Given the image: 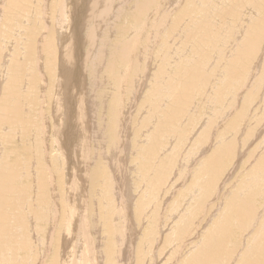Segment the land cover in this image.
Segmentation results:
<instances>
[{"label":"rangeland","instance_id":"1","mask_svg":"<svg viewBox=\"0 0 264 264\" xmlns=\"http://www.w3.org/2000/svg\"><path fill=\"white\" fill-rule=\"evenodd\" d=\"M32 1V2H31ZM43 1H45V3L46 4H44V5H46L45 6V8L46 9H44L45 10V12H44V10H43V7H44V5H43ZM49 1V2H48ZM53 1L54 0H30V2H29V0H26L25 2H24V4H23V7H22V5H21V8H20V6H18V8L20 9V10H22V8H23V10L25 11H23L22 10V12H24L26 15L23 17V19L22 20H25V17H27L26 18V20L25 21H23V26L22 27H20L19 28V26H15V25H17V24H12L14 21H15V23H17V19H16V17H14L15 19H14V21H13V18L12 19H9V14L11 13V10L10 11H8V6H7V2H8V0H0V9L2 10V11H0V13H2L1 14V16H0V20H2L1 22H0V25L2 24V26L4 25L5 26V24H4V18H2V17H6L8 20L6 21V22H8V24H7V30H5V33H3L2 35L4 36V34H7V35H5V37L6 38H4L3 36H1L0 35V42L3 44V45H5L7 48H5V46H3V45H1L0 44V49H1V47H2V49H1V52H0V58L3 60H1L0 59V67L2 66V64L3 65H5V63L6 62H8V63H6V65H5V67L4 68H6V69H4L3 68V66H2V68L6 71L7 69H8V73L9 74H7V75H5L7 72H5L4 70H2V68H0V94H2V96H0V98H1V100H0V104H2V102L4 103V105H6L7 106V108L9 109L10 107L12 108V109H14V115H13V113H11L10 115L12 116L13 115V119H16V117H17V119H18V122L16 123V120H11V116L10 117H8L9 116V110L11 111V108L8 110V109H6V110H4V111H1L0 112V116H1V118H0V128H1V125H2V130H0V133H1V137H4V135H5V138H3L4 139V141L5 142H3V139L0 137V139H1V145H0V153L2 154V155H0V157H1V160H0V171H3V172H5V173H13V175H15L14 174V172L17 174V175H15L16 177H14L13 176V179L11 180L12 182L9 184L10 186H5L4 185V183H3V181L0 179V190H1V192L2 193H0L1 195H0V200H1V202H0V214H2V213H7L6 214V216H8L9 215V222H8V218H6V216L4 215V214H2L1 216L2 217H0V219H4V223L2 222V226L0 225V247H1V244H2V247L0 248V262L4 259L5 260V262L6 263H2V264H48V262H50L49 264H68V263H66V260H64L63 259V257L64 256H66L65 255V253L69 250V248L72 246V244H73V235H75L76 234V231H77V229H79V228H81V227H86L87 228V231L88 232H90V233H88V242H87V244H88V247H89V249H90V251H91V246H94V245H97V246H95L94 248H95V254H97L96 253V251L97 250H100V251H103V249H106L107 250V248H110L109 246H108V243H109V245L111 246V248L113 249V247L115 246V248L113 249V250H115V251H111V253H102L103 255H104V264H189L188 263V260L189 261H191L190 259L192 258V254L195 252V250H197L198 248H200L201 246H202V241L204 240V234H208V232H210V230H213V229H215V226H214V224L213 223H209L208 221L212 218H214L215 220H217V219H222V216H224V213H226L225 211H227V207H226V203L229 201V198H231V196L232 195H235V196H237V192L238 191H241L242 189H245L244 191H241V192H245L244 194H242V196H250V203H251V206H252V208H253V213L254 212H256L257 211V209L262 205V203H263V201H264V167L261 165V164H254V161H255V159H257V158H261L260 156H263L264 155V77H262L261 75L260 76H257V75H259V74H262L263 76H264V71H262V70H264V69H262L263 67H264V33H263V35L260 37V39H259V41H258V46L260 47V48H258V46H257V49H256V51L254 52V53H259V55H256V54H253V57H252V60L249 62V64H248V67H247V71H249L248 73H249V75L251 74H254V77H253V75H252V77H250L249 75H248V77L250 78V79H252L251 81H252V83L250 84V79L249 78H247L246 79V81L238 88H236L237 90L236 91H234V90H232V93H231V95H229L230 94V92H228V94L226 93V97L224 98V102L222 103V107H221V109L219 108V107H217L214 103H212L213 101H211V99H208V98H211V96H210V94H212L213 93V89H214V87H212L211 88V90L210 89H208V87L210 86H212V84L213 83H218V78H219V72H220V67H221V65H223V66H225V60L226 59H228L229 57L228 56H230V53H229V51H230V48H229V50H227L228 48L227 47H229L230 45L231 46H233L234 45V47H235V45H236V43H237V41L239 42L241 39L240 38H238V40L236 41V39H237V37H236V35H237V32H238V30H240V27H241V25L243 24L244 26H246V27H243V30H244V28H245V30L247 29L248 30V26H249V24H247V23H250L249 21H247L246 22V24H244L243 22H244V17H243V13H244V7H243V5H250L251 6V2H250V0H233L232 2H231V0H224L222 3L221 2H216L215 0V5H213L212 6V4H214V2H212V1H210V5L209 4H207L206 3V1L207 0H205L204 1V6H201V5H198L195 1L196 0H190V2H189V0L187 1V0H181L180 2H174V3H172L171 5L173 6H171L170 4H167L166 3V1H164L163 2V4H165L164 6H161V5H157V6H159V7H162V9H164V12L167 10V9H169V10H167V13H165L166 15H167V18H168V16L170 17V20H172V21H170L169 20V26H170V30H172L171 32H169L168 33V35L166 36V37H164L163 38V36H161V32H160V38H161V40L163 41L164 39L165 40H167L168 42H169V45L170 46H172L173 47V45H174V42H175V39L177 38V37H175V33H173V32H175V27H177V25H180L182 22H180V21H183L184 23H183V27H184V24L186 23V24H188V23H190L189 25H192V27L190 28L191 30H192V34H199L200 33V35H198L197 36V34L195 35V36H193V38H195V39H191V40H187L186 41V39L184 40L185 41V43L186 42H188L187 44H185L184 43V45H183V47H186V49H184L183 47V51H184V54L185 55H187L188 57H189V55H190V57L188 58V57H186L184 54H174V58L177 56V59L176 60H178L177 62H176V60H174V61H170L171 62V64H169V62H164V61H161L162 63H163V65H160L161 64V62H158V61H160V59H161V57H162V55L161 54H164V50L161 52L160 50H159V55L158 54H156V57H155V55H154V57L156 58H154L153 57V60H156V61H153L154 63H153V65L151 66V69L153 70V68H154V70L156 71V69L155 68H157V65H158V68H157V71H164V68H162L163 66H176L178 69H176V67H174V69H172L171 71H166V72H163L162 71V75H161V80H163V78H164V83H166L167 82V80H169V79H165V77L166 76H173L172 78H170V79H172V83H173V85L174 84H176V85H178V84H180L178 81L180 80V81H182L183 80V78L182 77H184V76H182L181 75V72L184 70V69H187V68H193L195 65L196 66H198V64H203V70H201V72H200V69L201 68H198V71L200 72V73H203L202 71H206L205 73H208V74H206V76H207V78H209V79H211V77H212V81L208 84V87H205V88H207V89H205L206 91L204 92V93H202V94H200L201 95V97H199L198 95H196L197 97H199L200 99H198L197 97H195V96H193V99L194 100H192L193 101V112H195V109H197L196 110V112H197V116H196V118H193V119H195V122L194 123H191L192 121L188 118V117H186V115H184L183 117H185L184 118V120H183V117H182V121H181V126H183L184 125V127H180L179 126V130L176 132L177 134L176 135H173V136H166L167 138H165V136H163V137H160V136H162V132H159L158 133V140L155 142V144H154V142H152V141H150L151 139H148L149 141V143L151 144V145H153V146H151V147H149L148 145H150L146 140H142V141H139L140 143L138 144L137 143V146H139L140 144H144L145 146H143V148H150V149H148V150H150V152L149 151H147V150H145V151H147L149 154V157H150V159H149V161H148V159L147 158H145V157H143L142 155V157L141 156H138L139 155V153H138V150H137V146H136V144H135V142L134 143H131V142H133V140L136 138V135L135 134H131V133H133L134 131H137L138 130V128H140L141 127V124H142V122H145L146 123V121H148L149 119H150V115H148V114H145V115H143V117H141L140 118V120L139 121H137L136 119L137 118H135V116L136 117H138V113H140V111L142 110V108H144V107H142V108H140L139 110L138 109H136L137 111H139V112H137L136 110H134V109H132V110H129L128 108L133 104V103H136V101H131L132 100V98H133V100L135 99L134 97H136V100L138 101V103L139 104H142V102L140 103L139 101H142L143 100V104L146 106L147 104V106L146 107H148L149 105H151V104H149V103H145V97L144 96H146V95H148V97H149V95H150V93H153V94H151V95H153V97L152 98H156L155 96H156V93H158V89H159V85H161V83H154V82H151V81H149L150 79H149V77H150V75H148V71H150L147 67H146V62H145V60H144V58H145V53H147L148 52V47H150L151 46V44L153 43L152 42V38L151 37H149V38H147L148 36L146 35L147 34V26L145 25L146 24V22L144 21V24L142 25V26H140V24H138L137 22L135 23V25H137V26H135L134 28H133V32H131V31H129L128 33L129 34H127V36L129 37L128 39L129 40H131L132 38H134V37H136L137 39H136V41L137 40H139V42H142V44H143V46H142V48L139 50V55H138V57L139 58H142L144 61H143V63H141L142 61V59H140V64L139 65H137V75H138V73H139V79L137 80V83H138V86L140 87V84L142 85V80H143V77H144V80H145V78L147 77V81H146V84H147V86L145 87L144 86V89H143V91L144 92H142L143 94H141V95H139V94H137V92H135V94H134V91H133V86H132V84L131 85H128L129 87H131V88H128L127 87V92L128 93H130L131 94V96H130V94H129V96H128V99H130L129 101H128V99L126 98L125 99V101L123 102L122 100V102H121V105H127V106H124V107H126V108H122L123 110H122V113H124V116H123V118H126V119H128V117H129V126H128V128L125 130V129H120L119 128V125H117V126H114L115 125V123H117V122H115L114 120H113V118H112V122L114 121V125H113V123L111 122V120L109 121V124H111V125H109V130H108V132H106V130H107V126H106V129H104L103 127H102V129L101 130H104L103 132H106V133H109V131H110V133H111V130H113V128H115L114 129V131H115V134L117 133V131L120 129V131H122V133L120 132V131H118V133L116 134V136H118L119 135V137L121 136V137H123V139L125 140H123L122 139V141H124V142H130L129 144H132V145H129L128 144V146H126V147H124V149H125V151H126V153L128 154H125V152L123 151V150H121V149H116V151L114 152V154H115V157H114V160H117V161H115L116 163H114V160H113V158H110L108 155H111V151L110 150H107V149H105V147H101L102 148V150H101V148L98 146V144H97V138L96 137H94L93 139H92V141L90 140H87L88 142H86V141H84V143H86V144H84L83 143V145H79V143H78V141H79V126L81 125V123H79V122H77V118L76 117H74L73 115H75V113H76V103L75 102H77L80 98H81V90L79 89V85H77L75 82V84H76V87L77 88H73V84H72V80L70 79V80H68V84H69V92H70V96H66V95H63V96H65V97H68V98H65V97H62L63 99H65V101L62 99L61 100V96H62V94H60L61 93V87H59V83L61 82V81H63L64 83H65V81H66V79H68V77H70V76H68V71H66V72H64V70L63 71H61L60 72V66H59V63L61 62V61H63V59L65 58V56H64V58H63V56H62V54L60 55L59 53L56 55V61H55V63H56V65H57V67H56V70L55 69H53L54 71H53V73L56 75V77L54 76V74L52 73V69L50 70V74H52L54 77H51V76H47L48 74H49V69L48 68H46L45 69V63H44V59H45V56H42V55H44V53H46V44L43 46V42H48L47 40H54V39H52V37L55 35V34H53L52 35V33H51V31H52V21H53V14L52 15H50L49 13L50 12H52V6H53V4H52V6H51V3H53ZM123 1V0H122ZM121 0L119 1V2H122ZM192 1V2H191ZM203 1V0H202ZM28 3V5H26L27 3ZM34 2V3H33ZM48 2V3H47ZM119 2H117V4L116 3H113V2H108L109 3V5H110V3H112V5H110V7H115V8H119V6H120V4H118ZM130 2V1H129ZM194 2V3H193ZM228 3V4H226V3ZM30 3H32V4H30ZM36 4V5H35ZM40 4V5H39ZM116 4V5H115ZM167 4V5H166ZM178 4V5H177ZM185 6H184V5ZM192 4H195V5H192ZM206 4V5H205ZM226 4V5H225ZM231 4V5H230ZM31 5V6H30ZM168 5H170V6H168ZM5 6V7H4ZM49 6V7H48ZM117 6V7H116ZM183 6V7H182ZM193 6V7H192ZM196 6H198V7H196ZM201 6V7H200ZM224 6V7H223ZM30 7H31V11H30ZM175 7V8H174ZM185 7V8H184ZM194 7H196V8H194ZM231 7V8H230ZM27 8V10H25V9ZM33 8H35V9H33ZM198 8V9H197ZM209 8V9H208ZM217 8V9H216ZM221 8H223V10L221 9ZM226 8V9H225ZM230 8V9H229ZM3 9H5L4 11H3ZM176 9V10H175ZM178 9V10H177ZM188 9V10H187ZM216 9V10H215ZM29 10V11H28ZM32 10H34V12L35 13H37V14H35V13H33L32 12ZM48 12H47V11ZM150 10L151 11H153L154 10V6H152L151 8H150ZM185 10H187L186 12H185ZM192 10V11H191ZM200 10V11H199ZM208 10H212V11H214L213 13V15L215 16V13H216V15L218 16V15H220V14H222L223 13V11L225 10H229L230 12H232V14H225V15H227L226 16V18L228 17V15H229V17L225 20V24H223V22L221 21L219 24H218V22H215V24L214 23H212L213 22V15L210 13L209 14V11ZM28 11V12H27ZM50 11V12H49ZM118 11V9L117 10H115L114 11V13H116ZM177 11V12H176ZM240 11H241V13H240ZM30 12V13H29ZM34 14H32V13ZM118 12H120V11H118ZM117 12V13H118ZM122 12V11H121ZM163 12V13H164ZM183 12V13H182ZM185 12V13H184ZM201 12H203V13H201ZM222 12V13H221ZM126 13H127V11H126V9H125V12L122 14V13H118L117 15H119L117 18L115 17V20L114 21H112V22H110L109 21V19H107V17L109 16L107 13H106V9L104 8V18H100L99 16H97V15H95V16H92V18L94 17V19H90V20H93V23L90 25V26H93L94 25V23H95V21H97V23H95L96 25V27L94 26V27H92V29L93 28H95V29H91L93 32V35H95L96 33H94V32H96L97 30V32L99 33V30L101 31V33H102V29L101 28H103L104 30H105V28H107V26H109V29L111 30L110 31V33L113 35V36H115V37H113V38H115L116 39V36L118 35V33L117 34H113V32L112 31H114V32H116L117 31V29L119 28V26H120V28H125V29H127V28H129L132 24H134V19H136V17L135 16H133V12L130 14L129 13V15L127 16L126 15ZM174 13V14H173ZM176 13H178L177 15H176ZM186 13H188V14H186ZM5 14H7V15H5ZM29 14V15H28ZM46 14H48L46 17H49V15H50V19L51 20H48L49 18H47V21H50L49 23L46 21V17L44 16V15ZM106 14V15H105ZM134 14H136V13H134ZM170 14V15H169ZM181 14H184V15H181ZM202 14H204V15H202ZM43 15V16H42ZM179 15H180V18L178 19V17H179ZM186 15V16H185ZM191 15H192V17H191ZM116 16V15H115ZM121 16V17H120ZM185 16V17H184ZM189 16H190V18L192 19V20H194L193 22H192V20L189 18ZM209 16V17H208ZM222 16V15H221ZM220 16V17H221ZM33 17V18H32ZM43 17H44V19H43ZM182 17V18H181ZM184 17V18H183ZM204 17H205V19H204ZM39 18V19H38ZM82 17H80V19H81ZM126 18V19H125ZM186 18V19H185ZM210 18V19H209ZM31 19H33V20H31ZM119 21H118V20ZM122 19V20H121ZM178 19V20H177ZM184 19V20H183ZM9 20L12 22H10L9 23ZM117 20V21H116ZM125 20V21H124ZM242 20V21H241ZM252 20V19H251ZM45 21V22H44ZM68 21V22H67ZM99 21V22H98ZM107 21V22H106ZM175 21H177V22H175ZM253 21V20H252ZM251 21V22H252ZM30 22V23H29ZM32 22V23H31ZM43 22V23H42ZM46 22H47V24H46ZM101 22H103V24L101 23ZM106 22V23H105ZM108 22H110L109 23V25H108ZM120 22V23H119ZM171 22V23H170ZM172 22H174V23H172ZM226 22H228V23H226ZM28 25H27V24ZM39 23V24H38ZM69 23V24H68ZM80 23V22H79ZM79 23H76V24H74L72 21H70V20H68V18H66V24L70 27V28H79V26H80V24ZM112 23H113V25H112ZM116 25H115V24ZM180 23V24H179ZM194 23H196V24H194ZM11 24L13 25V26H11ZM36 24V25H35ZM51 26H50V25ZM123 24H125V25H127V27H125V25L123 26ZM129 24V25H128ZM9 25V26H8ZM27 25V26H26ZM29 25H31L33 28H38V32H36L31 26H29ZM43 27H42V26ZM47 25H49L48 27L49 28H45V27H47ZM117 25H118V27H117ZM173 26V28L171 29V27ZM189 25H186V26H189ZM195 25V26H194ZM113 26V27H112ZM210 26V27H209ZM12 27V29L14 28V29H16L15 30V33L14 32H11V30L12 29H10V28ZM16 27H18V28H16ZM26 27V28H25ZM31 27V28H30ZM42 27V28H41ZM115 27V28H114ZM116 27H117V29H116ZM163 27V26H162ZM194 27V28H193ZM5 28V27H4ZM47 29V31H49V33L48 32H46V30H43V29ZM112 28H114V29H112ZM0 29H2L3 30V28L1 27ZM6 29V28H5ZM17 29H18V31L20 32V31H22V32H20L21 34H20V36H19V33L17 34ZM24 29V30H23ZM27 29V30H26ZM39 29H41V31L42 32H44V33H46V34H48V35H46V34H42V32L39 30ZM137 29V30H136ZM8 30L12 33H10V32H8ZM25 30L27 31V32H25ZM235 30V31H234ZM246 30V31H247ZM30 31H32L34 34H35V37H31L30 36ZM145 31H146V34H145ZM234 31V32H233ZM39 32H41L40 34H39ZM134 32H136V34H134ZM142 32V33H141ZM244 32V31H243ZM9 33L12 35H10L9 36ZM100 33V34H101ZM208 33V34H207ZM17 34V36H14V35H16ZM36 34H38L37 35V38H36ZM50 34L52 35L51 36V38H50ZM99 34V36H98V38L100 39H98L97 38V36L95 35V37L94 38H97V41H98V43H97V46L96 47H88V45L87 46H84L83 47V49H82V51L85 49V52L83 51L82 52V54L84 55V53H86V52H88L89 50H90V52H91V54H93L94 55V52H95V50H96V48L98 47V45H99V43H100V41H101V39H102V34L100 35ZM143 34V35H142ZM171 34H173V36L171 35ZM24 35V36H23ZM26 35V36H25ZM132 35V36H131ZM146 35V36H145ZM8 36V37H7ZM29 36V37H28ZM42 38H40V37ZM45 36H46V38H45ZM49 36V37H48ZM138 36V37H137ZM197 36V37H196ZM20 37V38H19ZM25 39H24V38ZM31 37V38H30ZM174 37V38H173ZM198 37H199V39H198ZM204 37V38H203ZM243 37V36H242ZM9 40H8V39ZM26 38H29V39H26ZM43 38H45L46 39V41H41V40H44ZM50 38V39H49ZM94 38H93V40H94ZM22 39V40H21ZM34 39V40H33ZM39 39H41L40 41H39ZM146 39V40H145ZM149 39L151 40L150 42H148L147 43V45H146V49H145V43H144V41L143 40H145V41H149ZM202 39H204V40H202ZM243 39L244 38H242V40L241 41H243ZM3 40V41H2ZM5 40H7L6 42H4ZM25 40V41H24ZM93 40H92V42H93ZM155 40H157V39H155ZM230 40V41H229ZM233 40H235V43H233L234 41ZM14 41V42H13ZM22 41V42H21ZM174 41V42H173ZM233 41V42H232ZM240 41V42H241ZM21 42V44L20 45H22L21 46V48H23V49H21V48H19L20 49V51L18 50V47H19V43ZM25 42V43H24ZM30 42V43H29ZM34 42V49H36V50H34V49H32V50H34L32 53L31 52H29V51H32V50H29V46H30V44L32 45V43ZM36 42V43H35ZM38 42H42L41 44L40 43H38ZM239 42V43H240ZM261 42V43H260ZM23 43V44H22ZM177 44H179L180 45V42L178 43V41L176 42ZM175 43V44H176ZM229 43V44H228ZM232 43V44H231ZM9 44V45H8ZM11 44V45H10ZM17 44H18V46H17ZM35 44H37V45H35ZM38 44H40V46L38 45ZM227 44V45H226ZM242 44H243V46H242ZM14 45V46H13ZM26 45V46H25ZM28 45V46H27ZM44 47V49H43V47ZM198 45H201L202 46V49L198 52L197 51V53L196 54H198V55H196L195 54V52H194V49L198 46ZM229 45V46H228ZM262 46V48H261V46ZM12 46V47H11ZM244 43L243 42H241V47H243L244 48ZM11 49V50H9V48ZM15 47V48H14ZM25 47V48H24ZM40 47H42L41 49H43V51H38V49H40ZM56 47H58L57 45H56ZM144 47V48H143ZM233 47V48H234ZM14 48V49H13ZM17 48V49H16ZM38 48V49H37ZM134 48V47H133ZM132 48V49H133ZM237 48H240V47H237ZM4 49H6L5 50V52L7 53H5L4 51H2V50H4ZM7 49H8V51L10 52H7ZM27 49V50H26ZM58 49V48H57ZM89 49V50H88ZM171 49V47L168 49V50H170ZM217 50L219 53H220V55H219V53L217 54V55H215V56H213L212 57V55H211V52L213 51V50ZM13 50V51H12ZM16 50V52H14ZM18 50V51H17ZM21 50H23V51H21ZM187 51V53H185L186 51ZM227 50V51H226ZM259 50V51H258ZM25 51V52H24ZM93 51V52H92ZM143 51H144V53H143ZM146 51V52H145ZM192 51L194 52V53H192ZM21 52H23V53H21ZM29 52V53H28ZM40 52H41V54H40ZM42 52H43V54H42ZM225 53V54H222V53ZM228 52V53H227ZM233 52V51H232ZM5 53V54H4ZM14 54L15 55V53H16V56H15V58L13 57L14 55H12V54ZM25 53V54H24ZM27 53H28V55L29 54H31V56H28L27 55ZM36 53V54H35ZM38 53V54H37ZM62 53V52H61ZM10 54V55H9ZM18 54V55H17ZM40 54V55H39ZM194 54V55H193ZM222 54V55H221ZM4 55H7V56H4ZM12 55V57H10ZM23 55V56H22ZM59 55H60V57H59ZM157 55L158 56H160V58H158L157 57ZM173 55V54H172ZM179 55V56H178ZM260 55H262V59L260 58ZM4 58H3V57ZM9 56V57H8ZM17 56H18V58H17ZM22 56V58H20ZM29 57V59H33L32 61L31 60H29L28 59V57ZM39 56H41V57H39ZM184 56H185V58H184ZM200 56V57H199ZM216 56H218V57H216ZM224 56H225V58H224ZM257 56V57H256ZM6 57L7 58H9V59H11V60H13V61H10V60H8V59H6ZM37 57V58H36ZM40 59H39V58ZM42 57H44L43 59H42ZM169 57V59L168 60H172V57H171V55L170 56H168ZM219 57H220V59L222 60L223 59V61H219ZM222 57V58H221ZM228 57V58H227ZM26 58V60H24ZM58 58V59H57ZM60 58V59H59ZM200 58V59H199ZM203 58V59H202ZM217 58V59H216ZM19 59H21V61L19 60ZM28 59V60H27ZM38 59V60H37ZM96 59V58H95ZM159 59V60H158ZM180 59V60H179ZM188 60V59H190V62H188L187 64V66L186 67H183V66H185V63L186 62H184V61H186V60ZM192 59V60H191ZM211 59H214V60H211ZM6 60V61H5ZM8 60V61H7ZM35 60V61H34ZM40 60V64L38 63V61ZM43 60V61H42ZM60 60V61H59ZM98 60V59H97ZM158 60V61H157ZM198 60H201V61H198ZM209 60V62H210V60H211V62L208 64V63H205V65L206 64H208V66H206L205 67V65H204V62H207ZM216 60H217V63L220 65H218L217 63V65H218V69L219 70H217V68L215 67L214 68V65H215V62H216ZM2 61V62H1ZM26 61V62H25ZM64 61H65V59H64ZM63 61V62H64ZM77 61V60H76ZM179 61H180V63H179ZM189 61V60H188ZM196 62V63H194V62ZM203 61V62H202ZM219 61V62H218ZM225 61V62H224ZM253 61V62H252ZM4 62V63H3ZM11 62V63H10ZM25 62V63H24ZM32 62V63H31ZM34 62V63H33ZM36 62V63H35ZM43 62V63H42ZM78 63H81V61H77ZM255 62H257V63H255ZM17 63V64H16ZM21 63H23V65H24V68L23 67H21L22 66V64ZM27 63V64H26ZM38 63V64H37ZM145 63V64H144ZM157 63H159V64H157ZM173 63V64H172ZM175 63V64H174ZM181 63H182V65H181ZM223 63V64H222ZM263 63V64H262ZM10 64V66L12 67V69H10L11 67L10 66H8ZM11 64H14V65H11ZM20 64V65H19ZM128 63H126L125 64V66H128L127 65ZM195 64V65H194ZM260 64H262V65H260ZM26 65V66H25ZM33 65H34V67H33ZM39 65V66H38ZM42 65L44 66V67H42ZM61 65V64H60ZM144 65V66H143ZM180 67H179V66ZM251 65V66H250ZM7 66L9 67V68H7ZM13 66L15 67V66H19V67H21V68H19L18 67V69H20V70H18V69H15V70H13L14 68H13ZM41 66V67H40ZM125 66H124V69H125ZM162 66V67H161ZM165 66V67H166ZM172 66V67H173ZM183 68H182V67ZM216 66V65H215ZM257 66V67H256ZM262 66V67H261ZM29 67V68H28ZM33 69H32V68ZM36 67V68H35ZM37 67H38V69H37ZM73 67H74V70H73ZM72 68H70L73 72H75L78 68H82V67H79V65L76 63L74 66H73ZM143 69H141V68ZM171 67V68H172ZM251 69H250V68ZM28 68V69H27ZM34 68H35V70H34ZM39 68L41 69V70H39ZM130 68V65L127 67V69H125L126 71L128 70ZM141 71H143V72H140V70ZM170 68V67H169ZM170 68V69H171ZM205 68V69H204ZM256 68V69H255ZM27 69V70H26ZM30 69H31V71H30ZM42 69H44V70H42ZM83 69V68H82ZM147 69H148V71H147ZM180 69V70H179ZM181 69H183V70H181ZM249 69V70H248ZM255 71H254V70ZM9 70H11L10 72H9ZM13 70V71H12ZM22 70V71H21ZM23 70H26L25 72H23ZM45 70H46V72H45ZM145 70V71H144ZM151 70V72H153ZM180 72V74L178 75V71ZM261 70V71H260ZM28 71L30 72V73H28ZM41 71H44V73H43V75H42V73H41ZM47 71H48V73H47ZM175 71H177V72H175ZM214 71H216V73H217V71H218V73H217V76L215 75L216 73L214 72ZM3 72H5V73H3ZM20 72V73H19ZM38 72V73H37ZM62 72H64V73H66L65 75H63V76H61V75H59V73L60 74H62ZM168 72H170V74L168 73ZM215 74H214V73ZM256 72V73H255ZM258 72H259V74H258ZM16 73V74H15ZM19 73V74H18ZM37 73V74H36ZM39 73H41V76H40V74ZM47 73V74H46ZM145 73V74H144ZM172 73H173V75H172ZM229 73V75H230V77H235V74H234V72L233 71H229L228 72ZM11 74V75H10ZM14 74V75H13ZM70 75H71V72L69 73ZM104 74H106L105 72H103V76H104ZM164 74H165V76H164ZM176 76H175V75ZM204 74V73H203ZM214 74V76H212ZM10 75V76H9ZM28 76L29 78H26V77H24V76ZM32 75V77H33V79H32V84L31 85H33V86H31V85H29L30 84V81H31V78L32 77H30ZM39 76V77H36V76ZM67 75V76H66ZM135 73L133 74V76H135V78H138V76H137ZM140 75H141V78H140ZM142 75H143V77H142ZM211 75V76H210ZM5 76V77H4ZM13 76V77H12ZM18 78H16V77ZM44 76H46V77H44ZM60 76H61V78H60ZM158 76V75H157ZM179 76V79L177 78ZM187 76V75H186ZM208 76H210V77H208ZM7 77V78H6ZM9 77V78H8ZM49 77V78H48ZM214 77V78H213ZM216 77V78H215ZM259 77V78H258ZM11 78H16L17 80L15 81V79L13 80V79H11ZM20 78V79H19ZM27 79V80H24V79ZM47 78V79H46ZM54 78V79H53ZM66 78V79H65ZM21 79H23V83H21L22 82V80ZM37 79V80H36ZM52 79V80H51ZM61 79H63V80H61ZM142 79V80H141ZM154 79V78H153ZM178 79V81H177V83H174L176 80ZM248 79H249V81H248ZM254 79H256V80H254ZM7 80V81H6ZM9 80V81H8ZM12 80V81H11ZM30 80V81H29ZM51 82H50V81ZM56 82H55V81ZM59 80H60V82H59ZM175 80V81H174ZM6 81V82H5ZM13 83V85H12V83ZM38 83H37V82ZM43 81H45V82H43ZM46 81H47V84H46ZM209 81V80H208ZM214 81H216V82H214ZM249 83H248V82ZM259 81V82H258ZM262 81V82H261ZM2 82V83H1ZM9 82V83H8ZM34 82V83H33ZM63 82L62 83H60V86H62L63 85ZM100 82H102L101 83V85H103V81L102 80H100ZM140 82V83H139ZM213 82V83H212ZM246 82H247V84H246ZM18 83V84H17ZM29 83V84H28ZM49 83H51V84H49ZM55 83V84H54ZM132 83V82H131ZM148 83H150V84H152V83H154L153 85H152V87H151V85L150 84H148ZM254 83V84H253ZM256 83L258 84V85H256ZM27 86H25V85ZM159 84V85H158ZM200 84H201V82H200ZM253 84V85H252ZM260 84V85H259ZM3 85H4V87H3ZM16 85L19 87V90H20V94L22 93L23 94V96L25 95V97H22V94L20 95H18V91L16 92L17 93V95L15 94V91H16ZM35 85V86H34ZM39 87H38V86ZM48 85V87H46ZM49 85H52L53 86V91L51 90V88H50V86ZM157 85H158V87H157ZM222 85V84H221ZM221 85H219V86H221ZM255 85V86H254ZM4 88L3 90H2V87ZM23 86H25L24 88H23ZM28 86H31L30 88L31 89H29V87ZM42 86L45 88V89H47V90H43V88H42ZM51 86V87H52ZM104 86V85H103ZM137 86V87H138ZM155 86V87H154ZM247 86V87H246ZM251 86H253V87H251ZM11 87H12V89L14 90H11ZM15 87V88H14ZM38 87V88H37ZM58 87V88H57ZM72 87V88H71ZM153 88V89H151V88ZM209 87V88H210ZM260 87V88H259ZM21 88H23V92L21 91L22 89ZM32 88H34V89H32ZM37 88V89H36ZM42 88V89H41ZM48 88H50V90L48 89ZM60 88V89H59ZM156 88H158V89H156ZM6 89V90H5ZM24 89L25 90H27L28 89V91H29V93L30 94H28L26 91H24ZM132 89V90H131ZM256 89V90H255ZM258 89V90H257ZM1 90H2V92H4V93H2L1 92ZM32 90H34V91H32ZM36 90V91H35ZM40 90V91H39ZM60 90V91H59ZM73 90H75V91H73ZM131 90V91H130ZM149 90H151L152 92H150ZM160 90H162V89H160ZM209 90H210V92H212V93H210L209 92ZM223 90H225V88H221V90L219 91V93L221 92V91H223ZM246 90V91H245ZM247 90H249V91H247ZM7 91V93H6V95H5V92ZM43 91V92H42ZM49 94V93H51L50 95H46V92ZM49 91H51V92H49ZM56 91V92H55ZM57 91H59V92H57ZM107 91H108V89H107ZM109 91H110V89H109ZM130 91V92H129ZM148 91V92H147ZM157 91V92H156ZM13 94H12V93ZM26 92V93H25ZM45 92V93H44ZM54 94H53V93ZM127 92H124V93H122L121 92V94L123 95V96H125V95H128V93ZM243 92V93H242ZM254 92V93H253ZM33 93V94H32ZM36 93V94H35ZM38 93V94H37ZM45 94V96H43L44 94ZM127 93V94H126ZM149 93V94H148ZM155 93V94H154ZM208 93V95H206ZM245 93H246V95H245ZM4 94V95H3ZM8 94H9V98H7V96H8ZM11 94H12V96H11ZM15 94V95H14ZM43 94V95H42ZM55 94H57L58 95V97H57V95H55ZM66 94V93H65ZM77 94H79L80 95V98L78 99L77 98ZM249 94H251L253 97H251V95H249ZM254 94V95H253ZM14 95V96H13ZM31 95V96H30ZM74 95V96H73ZM135 95V96H134ZM138 95V96H137ZM151 95H150V97H151ZM228 95V96H227ZM237 95V96H236ZM261 95H263V96H261ZM19 96H21L20 98H19ZM28 96V97H27ZM46 96H47V98H46ZM134 96V97H133ZM204 96V97H203ZM255 96V97H254ZM11 97H13V98H11ZM27 97V98H26ZM70 97H72V98H70ZM130 97V98H129ZM138 97V98H137ZM142 97V100H139L140 98ZM144 97V98H143ZM213 97V96H212ZM228 97V98H227ZM10 98H11V100H10ZM21 98H23V100L21 99ZM52 98V99H51ZM56 100H55V99ZM59 98V99H58ZM208 99V100H206V99ZM262 98V99H261ZM7 99V100H6ZM14 99V100H13ZM19 99H21L20 101H18ZM28 99V100H27ZM31 99V100H30ZM44 99V100H43ZM46 99V100H45ZM49 99H50V101H49ZM74 100L73 102H72V100ZM90 99L91 100H93V98L92 97H90ZM95 99V98H94ZM104 99H108V104H112L116 99H119V98H109L108 96L107 97H105ZM195 99H197L198 100V102H197V100L195 101ZM202 99V100H201ZM3 100V101H2ZM6 100V101H5ZM10 100V101H9ZM27 100V101H26ZM43 100V101H42ZM67 100H68V105L66 104L67 103ZM110 100V101H109ZM250 100V101H249ZM12 101V102H11ZM28 101H30V102H28ZM56 101V102H55ZM61 102V104H60V102ZM69 101H71V103H69ZM127 101V102H126ZM130 101H131V104H130ZM195 101V102H194ZM253 101H254V103H253ZM9 102H11V104H8ZM19 102H23V105H21L20 106V103ZM26 102V103H25ZM28 102V103H27ZM45 102V104H43ZM48 102L49 103H51V104H48ZM54 104H53V103ZM59 102V103H58ZM62 102H64V103H62ZM24 103L25 104H27V105H25L26 106V108H25V106H24ZM30 103V104H29ZM31 103H33V105L31 104ZM75 103V104H74ZM229 103V104H228ZM43 104V105H42ZM58 104H60V105H62V106H65V104H66V106L65 107H61L60 105H58ZM73 104V105H72ZM204 104H205V106H204ZM255 104V105H254ZM257 104V105H256ZM8 105L10 106V107H8ZM35 105V106H34ZM50 105V108L48 107ZM58 105V106H57ZM73 106V108H72V106ZM120 105V104H119ZM211 105V106H210ZM216 107H215V106ZM29 106V107H28ZM42 108H41V107ZM200 106V107H199ZM213 106V107H212ZM23 107H24V110H23ZM28 107V108H27ZM33 107H35L33 110H32V108ZM61 107V108H60ZM206 107V108H205ZM6 108V107H5ZM31 108V109H30ZM41 108V109H40ZM63 108L64 109H67V110H64L63 111V114H66V116H61V114H62V110H63ZM71 108V109H70ZM209 108H210V110H209ZM212 108V109H211ZM214 108V109H213ZM45 109V113H44V111L43 110ZM49 109V110H48ZM53 109V110H52ZM125 109V110H124ZM208 109V110H207ZM218 109V110H217ZM242 111H241V110ZM244 109V110H243ZM21 110H23L24 112H26V114H28V116L30 115V113H31V117L29 118L27 115H25V113L24 112H22ZM28 110V111H27ZM36 110V111H35ZM61 110V111H60ZM199 110V111H198ZM214 110H216V111H214ZM220 110V111H219ZM247 110V111H246ZM8 113H7V112ZM42 111H43V113H42ZM68 111V112H67ZM100 111V110H99ZM133 111H135L134 113L135 114H133ZM237 111V112H236ZM239 111H240V114H242L241 116H240V114H239ZM249 111V112H248ZM3 112H5V113H7L8 114V116H6L5 114V117H4V115H3ZM12 112H13V110H12ZM47 112L49 113V114H47ZM65 112V113H64ZM129 112V113H128ZM190 112H192V111H190ZM215 113L216 114V116L214 115V118L212 117L213 116V113ZM219 112V113H218ZM227 112V114H229V116L227 115V114H225V116L223 117V118H220L219 119V115H223L224 113H226ZM2 113V114H1ZM18 113V114H17ZM41 113V114H40ZM57 113V114H56ZM70 115H69V114ZM74 113V114H73ZM202 113V114H201ZM19 115V116H17V115ZM22 114H23V119H20L21 117H20V115L22 116ZM46 114H47V116H46ZM52 114H54L53 115V117H50V115L52 116ZM67 114L69 115V116H67ZM73 114V115H72ZM90 114V110H89V113H88V115ZM127 114H129V115H127ZM218 114V115H217ZM236 114H239L238 115V120H237V115ZM25 115V116H24ZM72 115V116H71ZM127 115V116H126ZM134 115V116H133ZM203 115V116H202ZM210 115H212V116H210ZM247 115V116H246ZM14 116H15V118H14ZM28 117V119H27V117ZM37 116V117H36ZM71 116V117H70ZM145 116V117H144ZM200 116V117H199ZM212 117V118H208V117ZM7 117V118H6ZM32 117L34 118V120H32ZM44 117H46V118H44ZM58 117L59 118H61L60 120L58 119ZM68 117H70V118H68ZM218 117V118H217ZM233 117V118H232ZM9 119V120H11V122H9L8 120H7V122H6V119ZM64 118V119H63ZM133 118H135V119H133ZM148 118V119H147ZM187 118V119H186ZM245 118V119H244ZM52 119V120H51ZM57 119V120H56ZM63 119V120H62ZM95 119V118H94ZM136 120V121H133V120ZM142 119L144 120V121H142ZM145 119H146V121H145ZM186 119V120H185ZM192 119V120H193ZM202 119H204L203 121H204V123H202L203 125H201V120ZM206 119V120H205ZM217 119V120H216ZM230 119V120H229ZM233 119V120H232ZM30 120V121H29ZM59 120V121H58ZM69 120V121H68ZM88 120L90 121L91 120V116H88ZM132 120V123L130 122ZM214 120V121H213ZM232 123V121L233 122H235V123H238V124H236V125H234L233 127H230V128H232V129H229V128H227L229 125H228V122L229 121ZM235 120V121H234ZM241 120V121H240ZM248 120V121H247ZM19 121H20V123H19ZM23 121H26V122H23ZM36 121V122H35ZM70 121H72V122H70ZM96 121V122H95ZM161 121V120H160ZM184 121V122H183ZM207 121V122H206ZM212 122V124H211V122ZM228 121V122H227ZM244 121L246 122V124H247V126L245 127V126H243L244 125ZM257 121H260V122H257ZM6 122V123H5ZM14 122V124H15V126L16 127H14L13 125L14 124H12ZM21 122H23V123H21ZM31 122H33L35 125H33V124H31ZM52 122V123H51ZM69 122V123H68ZM94 122H95V124H97V120L95 119L94 120ZM135 122V125L133 124ZM136 122H137V124H136ZM206 122V123H205ZM225 122H227V123H225ZM47 123V124H46ZM150 123V122H149ZM235 123H233V124H235ZM7 126H6V125ZM8 124H9V126H8ZM16 124H18V125H16ZM22 124H23V126H22ZM25 124V125H24ZM52 124V125H51ZM140 124V125H139ZM195 124V125H194ZM230 124V123H229ZM22 127H21V126ZM30 125H31V127H30ZM38 125V126H37ZM57 125V126H56ZM59 125V126H58ZM74 127H72V126ZM78 125V126H77ZM138 125L140 126V127H138ZM186 125V126H185ZM224 125V128L222 127ZM226 125V126H225ZM18 126V127H17ZM39 126H41V128L39 127ZM51 126V127H50ZM93 126L94 127H92V128H95L96 127V125H94L93 124ZM99 126V125H98ZM97 126V128L96 129H99V127ZM114 126V127H113ZM135 126V127H134ZM154 126H158V123H157V125L155 124V125H153V127ZM192 126H193V128H195V129H192ZM230 126H232L231 124H230ZM242 126L244 127V128H242ZM21 127V128H20ZM24 127V128H23ZM90 127H91V121H90ZM113 127V128H112ZM132 127H133V129H132ZM137 127V128H136ZM152 127V128H153ZM191 127V128H190ZM210 127V128H209ZM219 127V128H218ZM8 128L10 129L9 131H8ZM60 128H61V130H60ZM77 128V129H76ZM112 128V129H111ZM119 128V129H118ZM188 128H189V130H188ZM217 128V129H216ZM223 128V129H222ZM226 128V129H225ZM3 129H5L6 131H8L7 133L5 132V130H3ZM15 129H17V130H15ZM21 129V130H20ZM29 131H28V130ZM35 129V130H34ZM39 129V130H38ZM48 129L50 130V131H48ZM111 129V130H110ZM132 129V130H131ZM155 129V128H154ZM154 129H151V130H154ZM183 129V130H182ZM219 129V131L217 132V130ZM225 129V130H224ZM229 129V130H228ZM16 132H15V131ZM22 130H23V132H22ZM27 130V131H26ZM37 130V131H36ZM117 130V131H116ZM131 130V131H130ZM150 130V131H151ZM192 130H193V133H191L192 132ZM223 131V132H221L220 133V131ZM232 130V131H231ZM239 130H240V132H239ZM2 131H4L3 132V134H2ZM25 131H26V134H23V133H25ZM52 131V132H51ZM62 131V132H61ZM69 131V132H68ZM73 133H72V132ZM114 131H113V133H114ZM128 131H130V132H128ZM133 131V132H132ZM212 131H213V134H214V136H215V134H216V136L218 135L217 133H219V137L217 136H215V138L213 137V134H212ZM225 131H227V133L225 132ZM17 133V134H14V133ZM28 132V133H27ZM67 132V133H66ZM151 132H154V131H151ZM150 132V133H151ZM196 134H195V133ZM198 132V133H197ZM200 132V133H199ZM205 132V133H204ZM216 132V133H215ZM234 132V133H233ZM239 132V133H238ZM247 132V133H246ZM4 133H6V134H4ZM11 134V133H13V134H11L12 136H13V138H12V136L11 135H8V136H6L7 134ZM20 133H22L23 135H21ZM55 133V134H54ZM77 135H76V134ZM109 133V134H110ZM121 133V134H120ZM188 133V134H187ZM227 134V136L226 135H224V134ZM29 136H28V135ZM59 134H61V135H59ZM72 134V135H71ZM90 134H91V132H90ZM124 134H126L125 135V138H124ZM153 134V133H152ZM192 134H194V135H192ZM202 136H201V135ZM205 134V135H204ZM208 134H210V135H208ZM224 135V137H223V135ZM238 134V135H237ZM252 134V135H251ZM3 135V136H2ZM14 135H15V137H14ZM19 135H21V136H23V137H19ZM25 135V136H24ZM34 135H35V138H34ZM52 135V136H51ZM68 135H70V136H68ZM111 135H112V133H111ZM130 135H132V136H134V137H132V136H130ZM181 135V136H180ZM185 137H184V136ZM60 136V137H59ZM76 136V137H75ZM180 136V137H179ZM193 136V137H192ZM221 136H222V138H221ZM51 137H53V138H51ZM73 137V138H72ZM140 137H141V135H140ZM211 137H213V138H211ZM226 137H228V139L226 138ZM16 138V139H15ZM24 138V139H23ZM33 138H34V141H33ZM71 138V139H70ZM96 138V139H95ZM151 138V137H150ZM163 138H165V140L166 141H168V143L163 139ZM172 138V139H171ZM178 138V140H176ZM191 138H192V140H191ZM197 138V139H196ZM200 138H202V139H200ZM211 140H210V139ZM66 139H69V141H71V142H69L68 140H66ZM78 139V140H77ZM128 139H130V140H128ZM169 139V140H168ZM180 139V140H179ZM212 139H214V140H212ZM220 139H222V140H219ZM20 140V141H19ZM32 140V141H31ZM65 140V141H64ZM74 140V141H73ZM189 140V141H188ZM202 141V143L200 142V141ZM207 140V141H206ZM210 140V141H209ZM216 140V141H215ZM226 140V141H225ZM230 140H233V141H230ZM21 141H22V143H21ZM27 141V142H26ZM54 141V142H53ZM57 141V142H56ZM61 141V142H60ZM73 141V142H72ZM146 141V142H145ZM162 141V142H161ZM172 141V142H171ZM206 141V142H205ZM212 141V142H211ZM218 141V142H217ZM221 141H222V143H221ZM8 142V143H7ZM92 144H91V143ZM94 142V143H93ZM142 142V143H141ZM167 143V144H165V143ZM180 142V143H179ZM182 142V143H181ZM211 143V144H213V147H212V145L210 144V145H207V144H209V143ZM217 144H216V143ZM220 142V143H219ZM223 142H224V145H223ZM226 142H227V144H226ZM230 142H232L233 144H235L234 145V147H233V150H232V152H231V154L230 155H228L229 156V158H228V156H227V158H226V161L224 162V167L222 168L223 170H221L220 172H218V174L216 175V180H215V185L214 186H212L211 187V189H212V191H210V193L208 194H206V192L204 191V195L201 197V190L200 191H198V192H196L195 194L196 195H194L193 194V196L192 197H190L191 199L190 200H187L188 198H189V194L191 193V195H192V189H193V186L196 184L195 182H194V178H193V175H194V173H198V172H200L201 171V169H202V166H203V162H204V160L210 155V154H212V152L214 151V149L216 150L217 149V147H218V149H220V147H229L228 145H229V143ZM29 143V144H28ZM31 143V144H30ZM35 143V144H34ZM65 143V144H64ZM70 143V144H69ZM90 143V145H88V144ZM147 143V144H146ZM157 143V144H156ZM164 143V144H163ZM179 143V145H177ZM191 143V144H190ZM214 143H215V145H214ZM3 144H6V145H3ZM52 144H53V146H52ZM69 144V145H68ZM133 144H134V146H133ZM25 145V146H24ZM36 147H35V146ZM97 145V146H96ZM175 147H174V146ZM182 145V146H181ZM206 145L207 146H209L208 148H210V149H212V148H214V149H212V150H210L209 152L210 153H208V149H207V147H206ZM221 145V146H220ZM2 146V147H1ZM5 146V147H4ZM30 146V147H29ZM64 146V147H63ZM69 146H71V147H69ZM90 146H91V148H93V149H91L90 148ZM129 146L130 147H133L132 149L131 148H129ZM148 146V147H147ZM170 146V147H169ZM217 146V147H216ZM35 147V148H34ZM86 147V148H85ZM95 147H97L99 150H98V152H97V148H95ZM159 147V148H158ZM181 147V148H180ZM184 147V148H183ZM236 147V148H235ZM2 148H4V150L2 151ZM31 148V149H30ZM79 148V149H78ZM129 148V149H128ZM134 148H136L135 149V154L137 155V153H138V155L136 156V155H134V152H133V149ZM151 148H153V149H151ZM181 150H180V149ZM27 149H30V150H27ZM73 149V150H72ZM154 149H156V150H160L161 149V152L159 151H157L156 152V150H154ZM165 149V150H164ZM173 149V150H172ZM175 149V150H174ZM188 149V150H187ZM34 150V151H33ZM41 150V151H40ZM64 150H66V151H64ZM67 150H69V151H67ZM81 150V151H80ZM93 150V151H92ZM108 151L107 153L106 152H104V151ZM136 150H137V152H136ZM151 150H153L154 151V154H153V151H151ZM180 150V151H179ZM186 150V151H185ZM240 150V151H239ZM9 152V155H7L8 153L7 152ZM10 151H12V152H10ZM14 151H16V154L14 153ZM80 151V152H79ZM84 151V152H83ZM99 151H100V153H99ZM101 151H103V152H101ZM166 151V152H165ZM199 151V152H198ZM205 151V152H204ZM258 151V152H257ZM3 152V153H2ZM5 152V153H4ZM47 152H49V153H47ZM85 154H83V153ZM91 152V153H90ZM92 152H95V153H92ZM118 152H119V155H122L121 157L118 155ZM129 152V153H128ZM133 152V153H132ZM165 152V153H164ZM34 153V154H33ZM37 153V154H36ZM66 155H65V154ZM77 153V154H76ZM80 153H81V155H80ZM88 153V154H87ZM90 153V154H89ZM98 153H99V155H98ZM102 153V154H101ZM158 155H157V154ZM161 153V154H160ZM167 153V154H166ZM206 153V154H205ZM235 153H236V155H235ZM5 154V155H4ZM12 154V155H11ZM14 154V155H13ZM26 154V155H25ZM39 154V155H38ZM56 154V155H55ZM70 154V155H69ZM83 154V155H82ZM91 154H93V156L91 155ZM94 154H96V155H94ZM142 154H145V156H148L147 155V153L146 152H144L143 151V153ZM172 154V155H171ZM205 154V155H204ZM260 154V155H259ZM3 155H4V157H5V159L3 158ZM29 155H30V159L28 158L29 157ZM86 155H89V156H86ZM104 155H105V157H104ZM107 155V156H106ZM151 155V156H150ZM153 155H157V156H153ZM166 155V156H165ZM169 155V156H168ZM174 155V156H173ZM71 156V157H70ZM83 156H85V157H87V158H85V157H83ZM91 156V157H90ZM100 156H101V158L102 159H100ZM133 156H135V157H133ZM159 156H161L160 158H159ZM203 156V157H202ZM44 157V158H43ZM81 157V158H80ZM83 157V158H82ZM95 157V158H94ZM108 157V159H106ZM133 158V159H129V158ZM136 157H138V158H136ZM166 157V158H165ZM170 157H171V159H170ZM4 160H3V159ZM22 158V159H21ZM50 158V159H49ZM80 158V159H79ZM91 158V159H90ZM99 158V159H98ZM119 158H122L125 162H123V163H128V165L130 166V167H132L133 169L134 168H136L137 169V171H135V172H137V175H136V173H134V171H131V174L130 173H126L127 175L126 176H128L129 175V177H127L126 178V180H129V178H131V177H133L131 180H129L130 182L129 183H131L132 184V189H133V187H134V191L131 189V192H132V196H131V199L129 198V200L128 199H126V201L127 202H124V197H122V199H123V204H122V202H121V196H123V184L122 183H124V182H126V181H124L123 182V177H124V175H122V174H124L122 171L120 172L119 171V168H117V166L115 167V165L114 166H112V164L114 163V164H116V165H118L119 163H121V162H119ZM134 158H136V160H134ZM143 158V159H142ZM145 158V159H144ZM158 158V159H157ZM182 158V159H181ZM73 159V160H72ZM87 161H86V160ZM88 159H90L91 160V162H90V160L88 161ZM95 159L97 160V162H95ZM110 159H112L111 161H110ZM119 159V160H118ZM121 159V160H122ZM139 159H141L140 161H138V162H140L141 164L140 165H144V163H146L145 165H144V168H143V171H142V167L141 166H138L139 164H138V162H137V160H139ZM165 159V160H164ZM167 159V160H166ZM180 159V160H179ZM196 159V160H195ZM244 159V160H243ZM83 160V161H82ZM99 160V161H98ZM144 160H146V162L144 161ZM161 162H160V161ZM239 160H240V162H239ZM30 161H31V163H30ZM101 161V162H100ZM113 161V162H112ZM167 161V162H166ZM168 161H170V162H168ZM182 161V162H181ZM195 161V162H194ZM228 161V162H227ZM232 161V162H231ZM2 162H4V163H2ZM95 162V163H98V164H95V165H97L96 166V168L94 167V164L93 163ZM110 162H112V164L110 163ZM129 162H130V164H129ZM133 162V163H132ZM136 164H135V163ZM157 162V163H156ZM184 162V163H183ZM227 162V163H226ZM35 163V164H34ZM38 163H40V164H38ZM43 163V164H42ZM73 163V164H72ZM76 163H78V164H76ZM110 163V164H109ZM152 163V164H151ZM167 163H168V166H167ZM181 163V164H180ZM231 163V164H230ZM238 163V164H237ZM252 163V164H251ZM28 164V165H27ZM30 164V165H29ZM80 164H82V166L80 165ZM84 164H85V167H84ZM100 164V165H99ZM109 166H108V165ZM133 164V165H132ZM134 164H135V167H133L134 166ZM148 164V165H147ZM157 164V165H156ZM180 164V165H179ZM12 165V166H11ZM33 165V166H32ZM77 165H79L78 167H77ZM105 165V166H104ZM110 165L112 166V168L113 167H115V170L113 169L112 170V168L110 167ZM187 165V166H186ZM13 166H14V168H13ZM18 166H20V167H18ZM25 166V167H24ZM26 166H28V167H26ZM102 166L103 167H105L104 168V170L105 171H103V169H101L102 168ZM137 166L139 167V168H137ZM156 167L157 168V171H156V168H154V167ZM163 168H162V167ZM181 166V167H180ZM234 166H236V167H234ZM10 167V168H9ZM21 167H23L22 168V170L20 169ZM35 168V169H32V168ZM89 167V168H88ZM97 167H99V169L97 168ZM110 167V168H109ZM141 167V168H140ZM147 167H149V168H147ZM152 167V168H151ZM159 167H161V168H159ZM238 167V168H237ZM15 168H18L19 170L18 171H20V172H18L17 171V169H15ZM87 168V169H86ZM91 168V169H90ZM116 168H117V170H116ZM177 168V169H176ZM181 168V169H180ZM190 168V169H189ZM228 168V169H227ZM24 169H26V170H24ZM29 169H32V170H29ZM86 169V170H85ZM90 169V170H89ZM140 169V170H139ZM158 169H160V171L158 170ZM166 169H168V170H166ZM183 169V170H182ZM5 170V171H4ZM13 170H15V171H13ZM29 170V171H28ZM76 170V171H75ZM98 170V171H97ZM99 170H102L104 173H109V174H105L106 175V177H105V175H104V173H102L101 174V172L102 171H99ZM146 170V171H145ZM154 170V171H153ZM163 170V171H162ZM166 170V171H165ZM191 170H193V171H191ZM8 171V172H7ZM13 171V172H12ZM19 173H17V172ZM25 171V172H24ZM27 171V172H26ZM85 171V172H84ZM86 171H88V172H86ZM107 171V172H106ZM114 171V172H113ZM139 171V172H138ZM181 171V172H180ZM183 171H184V173H183ZM189 171V172H188ZM76 172V174H74V173ZM86 174V175H84V173ZM92 172H95V173H92ZM111 172V173H110ZM129 172H130V170H129ZM133 172V173H132ZM143 172V176H141L140 174ZM146 172H148V174L146 173ZM154 172H157L156 174L157 175H155V173ZM191 172V173H190ZM194 172V173H193ZM26 173V174H25ZM92 173V174H91ZM121 173V174H120ZM139 173V174H138ZM160 173V174H159ZM162 173V174H161ZM183 175H182V174ZM188 173V174H187ZM190 173V174H189ZM236 173V174H235ZM24 174V176H26L27 178H25L24 179V176L22 177V175ZM30 174V175H29ZM103 176H101V175ZM111 174H112V177H111ZM146 174V175H145ZM150 174V175H149ZM158 174H159V177H158ZM191 174H192V176H191ZM74 175V176H73ZM83 175V176H82ZM87 175H88V177H87ZM100 175V176H99ZM136 175V176H135ZM162 175H165L164 177H166V178H163V176ZM234 175V176H233ZM148 176H149V178H150V180H149V178H148ZM154 178H153V177ZM157 176V177H156ZM162 176V177H161ZM99 177H100V179H99ZM105 177V178H104ZM135 177H136V179H135ZM144 177H145V179H144ZM192 177V182H194L193 184H192V182H191V180H190V178ZM217 177H218V179H217ZM24 179L25 181H22V179ZM87 178V179H86ZM91 178V179H90ZM95 178H96V180H95ZM104 178V180H102V179ZM107 178V179H106ZM113 179V181H112V179ZM120 178V179H119ZM141 178H143V179H141ZM146 178H148V179H146ZM159 178V179H158ZM185 178V179H184ZM92 179L94 180V181H92ZM140 179V180H139ZM156 179V180H155ZM161 179V180H160ZM165 179V180H164ZM189 179V180H188ZM200 179H202L201 178V176H200ZM225 179V180H224ZM15 180V181H14ZM85 180V181H84ZM93 184H91V183H89V181ZM139 180V181H138ZM145 180V181H144ZM148 180V181H147ZM154 180V181H153ZM164 180V181H163ZM189 183H187L186 181ZM80 181V182H79ZM86 181H88V182H86ZM101 181V183H102V185H103V187H102V185H101V183H97V182H100ZM103 181V182H102ZM156 181V182H155ZM160 181H162V182H160ZM184 181V182H183ZM200 181V180H199ZM233 181V182H232ZM22 182V183H21ZM28 185H26L25 183ZM105 182V183H104ZM150 182V183H149ZM152 182V183H151ZM155 182V183H154ZM191 182V183H190ZM227 182V183H226ZM232 182V183H231ZM13 183V184H12ZM24 183V184H23ZM110 183V184H109ZM126 183H128V181L126 182ZM137 183H140V184H138L137 185ZM159 185H158V184ZM197 183H200V182H197ZM223 183H226L225 185L223 184ZM23 184V185H22ZM136 184V185H135ZM144 184V185H143ZM164 184H166V186L164 185ZM192 184V185H191ZM95 185V186H94ZM97 185H99L98 187H96ZM106 185H107V187H106ZM115 185V186H114ZM116 185H117V187L118 188H115L116 187ZM147 185V187H145ZM183 185V186H182ZM186 187H185V186ZM189 187H188V186ZM234 185V186H233ZM2 186V187H1ZM12 186V187H11ZM112 186H114V188H112ZM120 186V187H119ZM135 186H137V189L139 190H137L136 188H135ZM149 186H150V190L152 191V193H151V191L149 190ZM180 186V187H179ZM11 187V188H10ZM22 187V188H21ZM73 187V188H72ZM102 188V190H101V188ZM141 187V188H140ZM155 187V188H154ZM177 187L179 188V189H177ZM192 189H191V188ZM213 187H215L214 189H213ZM224 187V188H223ZM93 188H95L94 189V191H93ZM112 188V189H111ZM145 188V189H144ZM228 188V189H227ZM8 189H10V191H8ZM91 189V190H90ZM103 189H105V190H103ZM114 189V190H113ZM206 189V188H205ZM225 189L226 190H229V192H228V195H225L226 193L225 192H227V191H225ZM2 190H5V192L4 191H2ZM17 190V191H16ZM99 190V191H98ZM107 190H111V191H108V193H110L109 194V196H108V193H107ZM141 190V191H140ZM175 190V191H174ZM223 190H224V192H223ZM114 191V192H113ZM116 191V192H115ZM145 193H143V192ZM146 191V192H145ZM149 191V192H148ZM221 191V195H220V192ZM3 192L6 194V196H5V194H3ZM94 192V193H93ZM142 192V193H141ZM114 193V194H113ZM115 193L116 194H118L119 195V197H118V195H117V197L115 198ZM122 193V195H120ZM219 193V194H218ZM225 193V194H224ZM104 194V195H103ZM143 194V195H142ZM155 194V195H154ZM181 194V195H180ZM198 194V195H197ZM3 195H4V197H3ZM101 197H100V196ZM112 195V196H111ZM145 195V196H144ZM189 195V196H188ZM218 195V196H217ZM224 195L226 196V197H228L229 195H231V196H229L228 197V199H225L226 197H224ZM94 196H96V197H94ZM6 197V198H5ZM102 197H104V198H102ZM233 197V196H232ZM89 198V199H88ZM99 198V199H98ZM101 198V199H100ZM110 198V199H109ZM176 198V199H175ZM224 198V199H223ZM98 199V200H97ZM106 199V200H105ZM112 199V200H111ZM118 199V200H117ZM194 199V200H193ZM218 199L220 200V201H222V200H225V205H222V206H224V207H222V206H219L220 207V209H218V210H216L217 209V207H215L214 205H215V203H218V202H220V201H218ZM3 200H4V202H3ZM90 200V201H89ZM100 200H101V202H104V203H101L100 202ZM97 201V202H96ZM107 201V202H106ZM119 201V202H118ZM128 201H129V205L130 206H127L128 205ZM144 201V204H142V202ZM146 201V202H145ZM185 201H187L186 203H184ZM189 201V202H188ZM217 201V202H216ZM17 202H19V203H17ZM72 202H74L73 204H72ZM91 202V203H90ZM98 202H99V204L100 205H98ZM120 202H121V204H120ZM183 202V203H182ZM119 203V204H118ZM188 203V205H186ZM237 202H233L230 206H233V205H235ZM18 204V205H17ZM55 204H56V210H54V207H55ZM90 204V205H89ZM125 204H127V205H125ZM3 205V206H2ZM142 205H144V207H142ZM89 206H90V208H89ZM92 206V207H91ZM99 206V207H98ZM121 206H123V210H124V213H125V215H124V217H123V215H122V212L119 210L120 208H121ZM138 206V207H137ZM3 207V208H2ZM19 207V208H18ZM101 207H104V208H101ZM106 207V208H105ZM116 207V208H115ZM118 207H119V209H118ZM180 207V208H179ZM198 207V208H197ZM201 207V208H200ZM17 208H18V210H17ZM101 208V209H100ZM179 208V209H178ZM196 208H197V210H196ZM215 210H214V209ZM13 209V210H12ZM98 209V210H97ZM100 209V210H99ZM103 209V210H102ZM108 209V210H107ZM181 209V210H180ZM184 209V210H183ZM3 210V211H2ZM102 210V211H101ZM135 210V211H134ZM179 210V211H178ZM196 210V211H195ZM201 211L200 213L198 212V211ZM220 210V211H219ZM223 210V212L221 213V211ZM18 211V212H17ZM73 213H72V212ZM98 211H99V213H98ZM112 211H114V213L112 212ZM115 211H117L116 213H115ZM175 211V212H174ZM210 211H213L212 212V217L210 218V214H209V212ZM15 213V215H14V213ZM97 212V214H96V216H97V220H96V222L95 223H92L91 224V222H89L88 221V217H92L93 215H95V213ZM101 212V213H100ZM104 212V215L102 214ZM120 214H119V213ZM148 212V213H147ZM179 212V213H178ZM9 213V214H8ZM13 213V214H12ZM20 215H19V214ZM108 213H110V214H108ZM118 213V214H117ZM137 213H138V215H137ZM202 213H204L202 216H201V214ZM216 213V214H215ZM262 213V211H259L258 212V215H260ZM115 214V215H114ZM192 214H194V216L192 215ZM13 215V216H12ZM52 215H54V217H53V220H52ZM101 215V216H100ZM121 215V216H120ZM176 215V216H175ZM216 215V216H215ZM222 215V216H221ZM15 216V217H14ZM74 217V221L73 222H70V219H71V217ZM102 216H104L103 217V219H102ZM118 216V217H117ZM120 216V217H119ZM171 216V217H170ZM209 216V217H208ZM130 219H129V218ZM206 217V219H207V222H208V226H206V228L205 227H203V225H204V220H203V218H205ZM15 218H16V220H15ZM17 218H20V219H17ZM99 218V219H98ZM123 218V220L124 221H122L121 219ZM125 218V219H124ZM2 219V220H3ZM6 219V220H5ZM10 219H11V222H10ZM13 220H15V221H13ZM104 220V221H103ZM105 220H106V222L108 223H106L105 222ZM113 220V221H112ZM193 221V223L195 222L196 223V225H195V228L194 227H191L190 228V230H189V227L188 226H190V224L192 223L191 221ZM250 220L251 219H245V220H243L241 223H240V225H239V222H236V221H234V222H232V223H228L227 224V226L228 227H230L231 229H233L234 231L235 230H238V228H239V230L241 231V233H240V231H239V233H238V235H240L239 236V238H235V240H234V247L231 249V254H234L233 252L239 247V245H240V241H241V238H242V236H243V238H244V241H245V244H246V239H247V243H250V242H252L253 243V245H252V247L248 250V251H244V254H243V258H242V260H240L239 262H238V264H242L243 263V260L244 259H247V258H258V259H261L262 258V254H261V249L263 248V246H264V219H261L260 221H259V224H258V226L254 229V227H250L249 225H250ZM18 221V222H17ZM86 221V222H85ZM100 221H101V223H100ZM116 223H115V222ZM125 221H127V222H125ZM1 222V221H0ZM67 222V223H66ZM88 222V223H87ZM120 222H125L124 224H126L125 225V227H127V229H125L126 230V236L127 237H123V236H120L121 237V239L118 237L119 235H120V229H121V223ZM130 222V223H129ZM14 223V224H13ZM16 223V224H15ZM192 223V224H193ZM198 223H200V224H198ZM19 224H21V225H19ZM101 224V225H100ZM117 224V225H116ZM130 224V225H129ZM187 224V225H186ZM198 224V225H197ZM96 225V226H95ZM100 225V228L98 227ZM113 225V226H112ZM233 225V226H232ZM262 225V226H261ZM4 226V228L2 229V227ZM20 226V227H19ZM22 226V227H21ZM90 226H93V227H90ZM95 226V227H94ZM112 228H111V227ZM167 226V227H166ZM213 226V227H212ZM232 226V227H231ZM6 227H7V229H6ZM18 227H19V230H18ZM25 227V228H24ZM90 227V228H89ZM227 227V228H228ZM237 227V228H236ZM248 227H250V229L248 228ZM9 228H10V230H9ZM12 228V229H11ZM21 228H24V230L23 229H21ZM89 228V229H88ZM95 228V229H94ZM97 228H99V232H97ZM103 229V228H105V230L103 229L102 231H100V229ZM107 228V229H106ZM111 229V231L110 230H108V229ZM167 228V229H166ZM184 228V229H183ZM197 228V229H196ZM201 228V229H200ZM4 229H5V231H4ZM17 229V230H16ZM22 231H21V230ZM91 229H92V232H91ZM115 229H119L118 231L117 230H115ZM128 229H129V232H128ZM251 229H253V232H252V234H251V236H249L250 235V230ZM9 231V233H8V231ZM109 232H108V231ZM137 230V231H136ZM183 231V233H182V237L181 236H179V232H182ZM186 230H189V231H186ZM201 230H202V233H200L201 232ZM248 230V231H247ZM2 231H3V233H4V235H2L3 233H2ZM20 231V232H19ZM96 232V234H95V232ZM186 231V232H185ZM208 231V232H207ZM100 232H102V234L100 233ZM107 232H108V234H107ZM115 232H119L118 233V235L117 234H115L116 235V237H117V239H118V241H119V239H120V241H122V239L124 240L123 242H118L117 244H119V246H117L116 247V237H115V240H114V237L111 235V233H113V235H114V233ZM185 232V233H184ZM7 233H8V235H7ZM110 233V234H109ZM128 233L130 234V236L128 235ZM198 233V234H197ZM213 233V232H212ZM12 234H13V236H12ZM92 234V235H91ZM105 234V235H104ZM1 235H2V238H1ZM7 235V236H6ZM11 235V236H10ZM90 235H91V237H90ZM98 235V236H97ZM108 235H110L111 237H109ZM196 235H198V236H196ZM7 237V241L6 240H3L4 239V237ZM76 236V235H75ZM99 236H101V237H99ZM105 236V237H104ZM249 236V237H248ZM6 237H5V239H6ZM9 237V238H8ZM13 237V238H12ZM23 237V238H22ZM99 237V238H98ZM104 237V238H103ZM108 238V240H105V239H107ZM246 237V238H245ZM12 238V239H11ZM17 238V239H16ZM101 238V239H100ZM199 238H200V240H199ZM11 241V242H13V240H14V244L15 245H13V244H10L11 242L9 241V240ZM126 239V240H125ZM197 239V240H196ZM165 240V241H164ZM18 241V242H17ZM108 241V242H107ZM112 241V242H111ZM197 241V242H196ZM199 241V242H198ZM6 242V243H5ZM19 242H21V243H19ZM26 243V245H25V243ZM130 242V243H129ZM9 243V244H8ZM16 243H18V244H16ZM100 243H104L103 245L101 244L100 245ZM122 243V244H121ZM6 244H8V245H6ZM20 244V245H19ZM206 244V243H205ZM228 245H231V243H230V241L227 243ZM11 245V246H10ZM100 245V246H99ZM112 245H113V247H112ZM4 246V247H3ZM18 246V247H17ZM25 246V247H24ZM83 246V245H82ZM104 247V248H103ZM245 246H243V244H242V246L240 247V249H243ZM5 248V249H4ZM83 247H80V248H78V250H77V255H82V258L83 259H81V258H77V260L78 261H80V264L82 263V264H103L102 262H101V258L99 257L100 255H97V260L96 261H94V263H92V262H89L88 263V260L89 259H87L88 257L90 258V256H91V253L89 254V256L87 257V253L86 252H84V253H82L83 252V249H82ZM79 249H81V250H79ZM207 250V247L205 246V251ZM79 251H81V252H79ZM105 251V250H104ZM125 251V252H124ZM131 252V253H130ZM212 252H213V250H212ZM57 253H58V255H57ZM63 253V254H62ZM86 253V254H85ZM238 253V251H235V254H237ZM68 254V253H67ZM57 255V256H56ZM55 257L54 259H53V257ZM86 256V257H85ZM131 257V258H130ZM178 257V258H177ZM183 257V258H182ZM2 258V259H1ZM6 258V259H5ZM8 258V259H7ZM34 258V259H33ZM51 258L53 259V260H51ZM130 258V259H129ZM57 259V260H56ZM62 259V260H61ZM220 259H225L224 257H215V258H213V259H209V257L208 258H206V259H204L203 261H208V263L207 264H219L220 263ZM17 260V261H16ZM67 260H68V258H67ZM73 260V261H72ZM69 259L67 262H71V263H69V264H75L76 263V260H75V258L74 259ZM90 260L91 261H93V258H90ZM18 261H19V263H18ZM40 261V262H39ZM45 261V262H44ZM203 261H199V262H197L196 261V263L195 264H201ZM178 262V263H177ZM258 264H261V263H258Z\"/></svg>","mask_w":264,"mask_h":264},{"label":"bare ground","instance_id":"2","mask_svg":"<svg viewBox=\"0 0 264 264\" xmlns=\"http://www.w3.org/2000/svg\"><path fill=\"white\" fill-rule=\"evenodd\" d=\"M26 0H8V2H7V6H8V11H10L11 10V13L9 14V19H12L13 18V21H14V17H16V21H17V23H15V21L12 23L10 20H9V23L11 22L12 24H17V25H15V26H19V28L20 27H22L23 26V21H25L26 20V18L27 17H25V20H22L23 19V17L27 14H25L24 12V10H23V8H22V10L24 11V12H22V10H20L19 8H18V6H20V8H21V5H22V7H23V4H24V2H25ZM40 1V0H39ZM47 1V0H46ZM113 2V3H116L117 4V2H119L120 0H54L53 1V3H51V6H52V4H53V8H52V12H50L49 14L50 15H52L53 14V21H52V31H51V33H52V35L53 34H55L53 37H52V39H54V40H47L48 42H43L44 44H43V46L46 44V53H44V55H42V56H45V59H44V63H45V69L46 68H48L49 69V74L47 75V76H51L52 74H50V70L52 71V73H53V69H55L56 70V67H57V65H56V63H55V61H56V55L59 53L60 55L62 54V56L64 55L65 56V58H64V56H63V58L65 59V61H64V59H63V61H61L60 63H59V66H60V72L61 71H63L64 70V72H66V71H68V76H70V77H68V79H66V81H65V83L63 82V81H61L60 82V80H59V82L60 83H62L63 82V85L62 86H60V83H59V87H61V93L60 94H62V96H61V100L63 99L62 97H65V96H63V95H66V96H70V92H69V84L71 83H69L68 84V80H72V84H73V88H77L76 87V84L77 85H79V89L81 90V98H80V95L79 94H77V98L79 99L77 102H75L76 103V113H75V115H73L74 117H76L77 118V122H79V123H81V125L79 126V141H78V143H79V145H83V143H84V141H86V142H88L87 140H91L92 141V139L94 138V137H96L97 138V144H98V146L101 148V147H105V149H107V150H110L111 151V155H108L110 158H113V160H114V157H115V154H114V152L116 151V149L118 148V149H121V150H123L124 152H125V154H127L126 153V151H125V149H124V147H126V146H128V144L130 143V142H124L125 140L123 139V137H119V135L118 136H116V134L118 133V131H120V129L122 130V129H127L128 128V126L130 125L128 122H129V117H128V119H126V118H123V116H124V113H122V108H126V107H124V106H127L126 104L123 106V105H121V102L123 101H125V99L127 98L128 99V96H129V94L130 93H128L127 92V87L128 88H131L132 86V88H133V91H134V94H135V92H137V94H139V95H141V94H143L142 92H144L143 91V89H144V86L146 85L147 86V84H146V81H147V77L145 78V80H144V77H143V75H142V77H143V80H142V85L140 84V87L138 86V83H137V80L139 79V73H138V75H137V65H139L140 64V59H142V58H139L138 57V55L140 54L139 53V50L142 48V46H143V44H142V42H139V40H137L136 41V37H134V38H132L131 40H129L128 38V36H127V34H129L128 32L129 31H131V32H133V28L135 27V26H137V25H135V23L137 22L138 24H140V26H142L143 24H144V21L146 22V26H147V34H146V31H145V34L148 36L147 38H149V37H151L152 38V44H151V46L150 47H148L149 49H148V52L147 53H145V58H144V60H145V62H146V67L150 70V71H148V69H147V71H148V75H150V77H149V81H151V82H154V83H161V85H159V89L158 88H156V89H158L157 91H158V93H156V98H152L153 97V95H151V94H153V93H150V95H151V97H150V95H149V97H148V95H146V96H144L145 97V103L147 102V103H149V104H151V105H149L148 107H146L144 104H143V100H142V97L139 99V100H142V101H139L140 103L142 102V104H139L138 103V101L136 100V97H134L135 99L133 100V98H132V100L131 101H136V103H133L128 109L129 110H132V109H134V110H136V109H140V108H142V107H144V108H142V110L140 111V113H138L139 115H138V117H136L135 116V118H137L136 120L137 121H139L140 120V118L141 117H143V115H145V114H148V115H150V119L148 120V121H146V119H145V121H146V123L145 122H142V124H141V127L138 125V127H140V128H138V130L137 131H132L133 133H131L130 131L133 129V127H132V129L130 130V131H128V132H130L132 135L133 134H135L136 135V138L133 140V142H131V143H134L135 142V144H136V146H137V143L139 144L140 142L139 141H142V140H146L147 142L149 141L148 139H151L150 141H152V142H154V144H155V142L158 140V133L159 132H162V136H160V137H163V136H165V138H167L166 136H173V135H176L177 133V131L180 129L179 128V126L180 127H184V125L183 126H181V121H182V117L184 116V115H186V117H188L192 122L191 123H194L195 122V119H193V118H196V114H197V112H196V110L197 109H195V112H193V101L192 100H194L193 99V96H195V97H197L196 95H200V94H202V93H204L206 90L205 89H207V88H205V87H208V84L213 80L212 79V77H211V79H209V78H207V76H206V74H208V73H205L206 71H202L203 73H200L201 72V70H203V64H198V66H196L195 64V66L193 67V68H187V69H181V70H183L182 72H181V75L182 76H184V77H182L183 78V80L182 81H178V79H179V76L177 77L178 79L174 82V83H177V81L180 83V84H178V85H176V84H174L173 85V83H172V79L174 78L173 76V78L169 75V76H166L165 77V79L167 80V79H169V80H167V82L166 83H164V78H163V80H161V75L163 74L162 73V71H157V68H158V65H157V68H155L156 69V71L154 70V68H153V70L151 69V66L153 65V61H156V60H153V57H154V55H155V57H156V54H158L159 53V50L162 52L163 50L165 51L164 52V54H161L162 55V57H161V59H160V61H158V62H161V61H164V62H169V64H171V62L170 61H174V60H176L177 59V56L174 58L173 56H174V54H184V51H183V48L184 49H186V47H183V45H184V43H185V39H186V41L188 40H191V39H195V38H193V36H195L196 34H192V30L190 29L191 27H192V25H189L190 23H188V24H184V27H183V21H180V22H182L180 25H177V27H175V32H173V33H175V37H177L176 39H175V42H174V45H173V47L172 46H170L169 45V42L167 41V40H161V38H160V32H161V36H163V38L164 37H166L167 35H168V33L169 32H171L172 30H170V26H169V20H170V17L168 16V18H167V15L165 14V13H167V10H169V9H167L165 12H164V9H162V7H159V6H157V5H161V6H164L165 4H163V2L164 1H166V3L167 4H172V3H176V2H180L181 0H121L122 2H119L118 4H120V6H119V8H115V7H110V5H112V3H110V5H109V3L108 2ZM130 1V2H129ZM188 1V0H187ZM204 1L205 0H196L195 2L198 4V5H201V6H204ZM210 1H212V2H214V4H212V6L213 5H215V3L216 2H223L224 0H207L206 1V3L207 4H209L210 5ZM233 0H231V2H232ZM29 2H30V0H29ZM32 2V1H31ZM49 2V1H48ZM47 2V3H48ZM182 2V1H181ZM189 2H190V0H189ZM192 2V1H191ZM250 2H251V6L250 5H243V7L245 8L244 10V13L242 14L241 13V11H240V13L243 15V17H244V24H246V22L247 21H249L250 23H247V24H249V26L247 27L248 28V30L246 31L245 30V28H244V30H243V27H246V26H244L243 24L241 25V27H240V30H238V32H237V35H236V37H237V39H236V41L238 40V38H240L241 40H242V38H244L243 39V41H241V42H243L244 43V48L243 47H241V42L239 43L238 41H237V43H236V45H235V47H234V45L233 46H229V47H227L228 49L227 50H229V48H230V51H229V53H230V56H228L227 58L228 59H226L224 62H225V66H223V65H221V67H220V72H219V78L217 79L218 80V83H213L212 84V86L209 88L208 87V89H210L211 90V88L212 87H214V89H213V93L212 92H210V90H209V92L210 93H212V94H210V96H211V98H208V99H211V101H213L212 103H214L217 107H219L220 109H221V105H222V103L224 102V98L226 97L225 95H226V93L228 94V92H230V94L229 95H231V93H232V90H234V91H236L237 89V87L239 88L245 81H246V79L247 78H249L248 77V75H249V71H247V67H248V64H249V62L252 60V57H253V54H256V55H259V53L257 54V53H254L255 51H256V49H257V46L259 45L258 44V41H259V39H260V37L263 35V33H264V0H250ZM27 3V2H26ZM34 3V2H33ZM194 3V2H193ZM226 3V2H225ZM30 4H32V3H30ZM44 4H46L45 3V1H43V5ZM115 4V5H116ZM166 4V5H167ZM226 4H228V3H226ZM225 4V5H226ZM26 5H28V3L26 4ZM36 5V4H35ZM40 5V4H39ZM170 5H168V6H170ZM178 5V4H177ZM184 5V4H183ZM192 5H195V4H192ZM206 5V4H205ZM231 5V4H230ZM31 6V5H30ZM45 6L46 5H44V7H43V10L44 9H46L45 8ZM152 6H154V10L153 11H151L150 10V8L152 7ZM172 6V5H171ZM185 6V5H184ZM200 6V7H201ZM5 7V6H4ZM49 7V6H48ZM117 7V6H116ZM165 7V6H164ZM173 7V6H172ZM183 7V6H182ZM193 7V6H192ZM196 7H198V6H196ZM196 7H194V8H196ZM224 7V6H223ZM104 8L106 9V13L109 15L108 17H107V19H109V21L110 22H112V21H114L115 20V17L117 18L119 15H117L118 13H124L125 12V9H126V11H127V13H126V15L128 16L129 15V13L131 14L132 12H133V16H135L136 17V19H134V24H132L129 28H127V29H125V28H120V26H119V28L117 29V27H118V25H117V27H116V29H117V31L116 32H114V31H112L113 32V34L115 33V34H117L118 33V35L116 36V39L115 38H113V37H115V36H113L111 33H110V29H109V26H107V28H105V30L103 29V28H101L102 29V33H101V31L99 30V33L96 31V32H94V33H96L95 35L97 36V38H98V36H99V34L101 33L102 34V39H101V41H100V43H99V45H98V47L96 48V50H95V52H94V55L93 54H91V52H90V50L88 51V52H86V53H84V55L82 54V52L84 51L85 52V49L82 51V49H83V47L84 46H87L88 45V47L90 46L91 48L94 46V47H96L97 46V43H98V41H97V38H94L95 37V35H93V29H95V28H93L92 29V27H94L96 24L95 23H97V21H95V23H94V25L93 26H90L92 23H93V20H90L91 18H92V16H95V15H97V16H99L100 18H104ZM175 8V7H174ZM185 8V7H184ZM199 8V7H198ZM197 8V9H198ZM231 8V7H230ZM229 8V9H230ZM10 9V10H9ZM25 9V8H24ZM33 9H35V8H33ZM118 9V11H120V12H116V13H114V11L115 10H117ZM209 9V8H208ZM217 9V8H216ZM215 9V10H216ZM222 10H223V8H221ZM226 9V8H225ZM5 9H3V11H4ZM25 10H27V8L25 9ZM176 10V9H175ZM178 10V9H177ZM188 10V9H187ZM187 10H185V12L187 11ZM0 11H2L1 9H0ZM29 11V10H28ZM27 11V12H28ZM30 11H31V7H30ZM47 11V10H46ZM122 11V12H121ZM170 11V10H169ZM192 11V10H191ZM200 11V10H199ZM209 11V14L211 13L212 15L214 14L213 12L214 11H212V10H208ZM32 12L33 13H35L34 12V10H32ZM31 12V13H32ZM44 12H45V10H44ZM48 12V11H47ZM164 12V13H163ZM177 12V11H176ZM184 12V13H185ZM30 13V12H29ZM32 13V14H33ZM134 13H136V14H134ZM183 13V12H182ZM201 13H203V12H201ZM222 13V12H221ZM1 14L2 13H0V16H1ZM35 14H37V13H35ZM95 14V15H94ZM174 14V13H173ZM178 13H176V15H177ZM186 14H188V13H186ZM225 14H232V12H230L229 10H224L223 11V13L222 14H220V15H216V13H215V16L213 15V22L212 23H214L215 24V22H218V24L222 21L223 22V24H225V20L229 17V15H228V17L226 18V16L227 15H225ZM5 15H7V14H5ZM29 15V14H28ZM34 15V14H33ZM44 15V14H43ZM42 15V16H43ZM48 15V14H47ZM46 14L44 15L45 17L47 16ZM50 15H49V17H50ZM106 15V14H105ZM116 15V16H115ZM170 15V14H169ZM181 15H184V14H181ZM202 15H204V14H202ZM222 15V16H221ZM186 16V15H185ZM184 16V17H185ZM221 16V17H220ZM7 17V16H6ZM5 16L4 17H2V18H4V24H5V26L3 25L2 26V24L0 25V28L2 27L3 28V30L2 29H0V35L1 36H3L2 34L3 33H5V30H7V24H8V22H6L8 19L6 18ZM49 17H46V21H47V18H49ZM80 17H82L81 19H80ZM121 17V16H120ZM183 17V18H184ZM191 17H192V15H191ZM209 17V16H208ZM33 18V17H32ZM51 18V17H50ZM48 19V20H51V19ZM66 18H68V20H70V21H72L74 24H76V23H79L80 24V26H79V28H70L67 24H66ZM180 18V15H179V17H178V19ZM182 18V17H181ZM189 18H190V16H189ZM1 19V18H0ZM39 19V18H38ZM43 19H44V17H43ZM92 19H94V17L92 18ZM126 19V18H125ZM177 19V20H178ZM186 19V18H185ZM191 19V18H190ZM204 19H205V17H204ZM210 19V18H209ZM253 21H252V20ZM3 20V19H2ZM2 20H0V22L2 21ZM31 20H33V19H31ZM118 20V19H117ZM116 20V21H117ZM122 20V19H121ZM184 20V19H183ZM192 20V19H191ZM119 21V20H118ZM125 21V20H124ZM170 21H172V20H170ZM194 20H192V22H193ZM242 21V20H241ZM252 21V22H251ZM3 22V21H2ZM45 22V21H44ZM48 23L50 22V21H47ZM47 22H46V24H47ZM68 22V21H67ZM99 22V21H98ZM107 22V21H106ZM105 22V23H106ZM110 22H108V25H109V23ZM175 22H177V21H175ZM30 23V22H29ZM32 23V22H31ZM43 23V22H42ZM102 24H103V22H101ZM120 23V22H119ZM171 23V22H170ZM172 23H174V22H172ZM226 23H228V22H226ZM11 24V26H13ZM27 24V23H26ZM39 24V23H38ZM69 24V23H68ZM115 24V23H114ZM194 24H196V23H194ZM229 24V23H228ZM28 25V24H27ZM26 25V26H27ZM36 25V24H35ZM50 25V24H49ZM49 25H47V27H45V28H49L50 26ZM112 25H113V23H112ZM116 25V24H115ZM125 24H123V26H124ZM129 25V24H128ZM186 25H189V26H186ZM226 25V24H225ZM230 25V24H229ZM9 26V25H8ZM29 26H31V25H29ZM42 26V25H41ZM49 26V27H48ZM163 26V27H162ZM172 26V25H171ZM174 26V25H173ZM173 26L171 27V29L173 28ZM195 26V25H194ZM6 29H5V28ZM32 27V26H31ZM30 27V28H31ZM43 27V26H42ZM41 27V28H42ZM96 27V26H95ZM113 27V26H112ZM125 27H127V25H125ZM210 27V26H209ZM10 28V27H9ZM15 28V27H14ZM12 29V27L10 28V29H12L11 30V32H14L15 33V30L16 29ZM16 28H18V27H16ZM26 28V27H25ZM33 28V27H32ZM43 29V30H46V32H48L49 33V31H47V29ZM115 28V27H114ZM114 28H112V29H114ZM194 28V27H193ZM36 32H38V28H33ZM92 29V30H91ZM24 30V29H23ZM27 30V29H26ZM25 30V32H27ZM40 31H41V29H39ZM137 30V29H136ZM235 31V30H234ZM233 31V32H234ZM244 31V32H243ZM8 32H10L9 30H8ZM10 32V33H11ZM20 32H22V31H20ZM19 31H18V29H17V34L19 33V36H20V33ZM42 32V31H41ZM41 32H39V34L41 33ZM45 32V31H44ZM44 32H42V34H46V33H44ZM9 33V36L12 34H10ZM142 33V32H141ZM17 34L16 35H14V36H17ZM100 34V35H101ZM134 34H136V32H134ZM208 34V33H207ZM5 35H7V34H4V38H6L5 37ZM37 35L38 34H36V38H37ZM46 35H48V34H46ZM51 34H50V38H51V36H52ZM143 35V34H142ZM145 35V36H146ZM172 36H173V34H171ZM198 35H200V33L199 34H197V36ZM12 36V35H11ZM24 36V35H23ZM26 36V35H25ZM30 36L31 37H35V34L32 32V31H30ZM113 36V37H112ZM132 36V35H131ZM196 36V37H197ZM243 36V37H242ZM8 37V36H7ZM18 37V36H17ZM29 37V36H28ZM30 37V38H31ZM40 37V36H39ZM42 37V36H41ZM40 37V38H41ZM49 37V36H48ZM138 37V36H137ZM20 38V37H19ZM24 38V37H23ZM45 38H46V36H45ZM45 38H43L44 40H41V39H39V41L41 40V41H46V39ZM49 38V39H50ZM93 38H94V40H93ZM100 38V37H99ZM98 38V39H99ZM174 38V37H173ZM204 38V37H203ZM8 39V38H7ZM25 39V38H24ZM26 39H29V38H26ZM155 39H157V40H155ZM198 39H199V37H198ZM201 39V38H200ZM199 39V40H200ZM9 40V39H8ZM22 40V39H21ZM30 40V39H29ZM34 40V39H33ZM92 40H93V42H92ZM100 40V39H99ZM146 40V39H145ZM145 40H143L144 41V43H145V49L147 48L146 47V45H147V43L148 42H150L151 40L149 39V41H145ZM202 40H204V39H202ZM3 41V40H2ZM7 40H5L4 42H6ZM25 41V40H24ZM178 41V43L180 42V45L179 44H177L176 42ZM230 41V40H229ZM234 41V42H233ZM232 42L233 43H235V40H233ZM14 42V41H13ZM22 42V41H21ZM21 42L19 43V47H18V50L20 51V49L19 48H21V46L22 45H20L21 44ZM190 42V41H189ZM3 43V42H2ZM1 42H0V44L1 45H3ZM25 43V42H24ZM30 43V42H29ZM36 43V42H35ZM38 43H40V42H38ZM42 43V42H41ZM40 43V44H41ZM151 43V42H150ZM176 43V44H175ZM188 42H186L185 44H187ZM261 43V42H260ZM23 44V43H22ZM40 44H38L39 46H40ZM149 44V43H148ZM229 44V43H228ZM232 44V43H231ZM9 45V44H8ZM11 45V44H10ZM35 45H37V44H35ZM56 45L58 46V47H56ZM227 45V44H226ZM3 46H5V45H3ZM2 46V47H3ZM14 46V45H13ZM17 46H18V44H17ZM26 46V45H25ZM28 46V45H27ZM42 46V45H41ZM42 46V47H43ZM148 46V45H147ZM242 46H243V44H242ZM261 46V45H260ZM2 47H1V49H2ZM12 47V46H11ZM42 47H40V49H38V51L40 50V51H43V49H44V47H43V49H41ZM134 47V48H133ZM171 47V49L170 50H168L169 48ZM183 47V48H182ZM234 47V48H233ZM237 47H240V48H237ZM5 48H7L6 46H5ZM9 48V47H8ZM15 48V47H14ZM13 48V49H14ZM25 48V47H24ZM29 48V50H32V49H34V42L32 43V45L30 44V46L28 47ZM58 48V49H57ZM133 48V49H132ZM144 48V47H143ZM258 48H260L259 46H258ZM261 48H262V46H261ZM1 49H0V52H1ZM12 49V48H11ZM10 48H9V50H11ZM17 49V48H16ZM21 49H23V48H21ZM93 49V48H92ZM163 49V50H162ZM202 49V46L201 45H198L195 49H194V52H195V54L197 53V51L199 52L200 50ZM263 49V48H262ZM5 50L6 49H4V50H2V51H4L5 52ZM17 50V51H18ZM27 50V49H26ZM34 50H36V49H34ZM34 50H32V51H29V52H33ZM226 50V51H227ZM13 51V50H12ZM21 51H23V50H21ZM186 51V50H185ZM233 51V52H232ZM259 51V50H258ZM7 52H9L8 51V49H7ZM14 52H16V50L14 51ZM25 52V51H24ZM28 52V53H29ZM35 52V51H34ZM44 52V51H43ZM43 52H42V54H43ZM62 52V53H61ZM93 52V51H92ZM146 52V51H145ZM193 51H192V53H194ZM257 52V51H256ZM6 53V52H5ZM4 53V54H5ZM10 53V52H9ZM21 53H23V52H21ZM28 53H27V55H28ZM143 53H144V51H143ZM163 53V52H162ZM185 53H187V51L185 52ZM219 52L217 51V50H213L212 52H211V55H212V57L213 56H215V55H217ZM228 53V52H227ZM7 54V53H6ZM12 54V53H11ZM25 54V53H24ZM36 54V53H35ZM38 54V53H37ZM40 54H41V52H40ZM39 54V55H40ZM173 54V55H172ZM199 54V53H198ZM198 54H196V55H198ZM222 54H225L224 52L222 53ZM221 54V55H222ZM264 54V53H263ZM10 55V54H9ZM12 55H14V54H12ZM12 55L10 56V57H12ZM18 55V54H17ZM60 55H59V57H60ZM159 55V54H158ZM157 55V57L158 58H160V56H158ZM171 55V57H172V60H168L169 59V57L168 56H170ZM185 55V54H184ZM188 55V54H187ZM187 55H185L186 57H188ZM194 55V54H193ZM219 55H220V53H219ZM4 56H7V55H4ZM15 56H16V53H15V55L13 56L14 58H15ZM23 56V55H22ZM22 56L20 57V58H22ZM28 56H31V54H29ZM27 56V57H28ZM58 56V55H57ZM61 56V57H62ZM179 56V55H178ZM185 56H184V58H185ZM1 57V56H0ZM3 57V56H2ZM9 57V56H8ZM32 57V56H31ZM39 57H41V56H39ZM38 57V58H39ZM60 57V58H61ZM154 57V58H155ZM189 57H190V55H189ZM188 57V58H189ZM200 57V56H199ZM216 57H218V56H216ZM257 57V56H256ZM4 58V57H3ZM17 58H18V56H17ZM37 58V57H36ZM44 57H42V59H43ZM59 58V59H60ZM96 58V59H95ZM222 58V57H221ZM224 58H225V56H224ZM260 58L262 59V55H260ZM1 59V58H0ZM6 59H8V60H10V61H13V60H11V59H9V58H7L6 57ZM23 59V58H22ZM28 59H29V57H28ZM27 59V60H28ZM34 59V58H33ZM32 59V60H33ZM40 59V58H39ZM58 59V58H57ZM98 59V60H97ZM156 59V58H155ZM174 59V60H173ZM200 59V58H199ZM203 59V58H202ZM217 59V58H216ZM2 60V59H1ZM7 60V61H8ZM20 61H21V59H19ZM24 60H26V58L24 59ZM29 60H31V59H29ZM31 60V61H32ZM38 60V59H37ZM81 61V63H78L77 61ZM143 59L141 60L142 62L141 63H143V61H144ZM180 60V59H179ZM186 60V59H185ZM189 60V61H188ZM188 60H186V61H184V62H186L185 63V66H183V67H186L188 64V62H190V59H188ZM192 60V59H191ZM211 60H214V59H211ZM211 60H210V62H211ZM3 61V60H2ZM1 61V62H2ZM6 61V60H5ZM35 61V60H34ZM43 61V60H42ZM60 61V60H59ZM178 60H176V62H177ZM198 61H201V60H198ZM219 61H223V59L221 60L220 59V57H219ZM218 61V62H219ZM26 62V61H25ZM24 62V63H25ZM40 62V60L38 61V63ZM194 62V61H193ZM203 62V61H202ZM209 62V60L207 61V62H204V65H205V63H208ZM209 62V63H210ZM253 62V61H252ZM4 63V62H3ZM6 63H8V62H6ZM6 63H5V65H6ZM11 63V62H10ZM32 63V62H31ZM34 63V62H33ZM36 63V62H35ZM37 63V64H38ZM41 63V62H40ZM39 63V64H40ZM43 63V62H42ZM78 64L79 65V67H82V68H78L75 72H73L70 68H72L75 64ZM126 63H128L129 65H130V68L126 71L125 69H127V67L129 66L128 64V66H125V64ZM179 63H180V61H179ZM194 63H196V62H194ZM208 63V64H209ZM217 63V60H216V62H215V65H214V68L216 67H218V65L216 64ZM255 63H257V62H255ZM1 64V63H0ZM17 64V63H16ZM22 64V66L21 67H23L24 68V65H23V63H21ZM27 64V63H26ZM61 64V65H60ZM145 64V63H144ZM157 64H159V63H157ZM173 64V63H172ZM175 64V63H174ZM208 64H206L205 65V67L206 66H208ZM263 64V63H262ZM262 64H260V65H262ZM5 65H3L2 64V66H3V68L5 67ZM11 65H14V64H11ZM20 65V64H19ZM160 65H163V63L161 62V64ZM181 65H182V63H181ZM2 66L0 67V68H2ZM8 66H10V64L8 65ZM7 66V68H9ZM26 66V65H25ZM39 66V65H38ZM124 66H125V69H124ZM144 66V65H143ZM166 66V65H165ZM161 66L162 68H164V71L163 72H166V71H171L172 69H174V67H176V66ZM179 66V65H178ZM220 66V65H219ZM251 66V65H250ZM11 67V66H10ZM19 67V66H18ZM18 67L17 66H13V70H15V69H18ZM21 67H19V68H21ZM33 67H34V65H33ZM41 67V66H40ZM42 67H44L43 65H42ZM171 69H170V68ZM180 67V66H179ZM182 67V66H181ZM182 67V68H183ZM188 67V66H187ZM257 67V66H256ZM262 67V66H261ZM2 68V70H4V69H6V68H4L3 69ZM29 68V67H28ZM27 68V69H28ZM32 68V67H31ZM36 68V67H35ZM35 68H34V70H35ZM141 68V67H140ZM143 68V67H142ZM141 68V69H142ZM198 68H201L200 69V72L198 71ZM207 68V67H206ZM219 68V67H218ZM217 68V70H219ZM250 68V67H249ZM10 69H12V67L10 68ZM22 69V68H21ZM26 69V70H27ZM33 69V68H32ZM37 69H38V67H37ZM139 69V68H138ZM176 69H178L177 67H176ZM205 69V68H204ZM251 69V68H250ZM256 69V68H255ZM262 69H264V67L262 68ZM12 70V71H13ZM18 70H20V69H18ZM26 70H23V72H25ZM39 70H41L40 68H39ZM42 70H44V69H42ZM73 70H74V67H73ZM140 70V69H139ZM143 70V69H142ZM151 70L153 71V72H151ZM180 70V69H179ZM249 70V69H248ZM254 70V69H253ZM1 71V70H0ZM5 71V70H4ZM8 71V69L5 71V72H7ZM11 70H9V72H10ZM22 71V70H21ZM30 71H31V69H30ZM145 71V70H144ZM178 71V70H177ZM177 71H175V72H177ZM229 71H233L234 72V74H235V77H230V75H229ZM255 71V70H254ZM261 71V70H260ZM262 71H264V70H262ZM5 72H3V73H5ZM44 73V71H41V73ZM45 72H46V70H45ZM55 72V71H54ZM64 72H62V74H60L59 73V75H61V76H63V75H65L66 73H64ZM71 72V75L69 74ZM103 72H105L106 74H104V76H103ZM140 72H143V71H141L140 70ZM179 72V71H178ZM177 72V73H178ZM215 73H216V71H214ZM213 72V73H214ZM20 73V72H19ZM18 73V74H19ZM28 73H30L29 71H28ZM38 73V72H37ZM36 73V74H37ZM41 73H39L40 74V76H41ZM43 73H42V75H43ZM47 73H48V71H47ZM46 73V74H47ZM56 73V72H55ZM136 74L137 76H138V78H135V76H133V74ZM169 74H170V72H168ZM214 73V74H215ZM217 73H218V71H217ZM217 73L215 74L216 76H217ZM256 73V72H255ZM7 74H9L8 72L5 74V75H7ZM16 74V73H15ZM54 74V73H53ZM145 74V73H144ZM180 74V72L178 73V75ZM214 74L212 75V76H214ZM258 74H259V72H258ZM263 74V73H262ZM262 74H259V75H257V76H262V77H264ZM11 75V74H10ZM9 75V76H10ZM14 75V74H13ZM158 75V76H157ZM172 75H173V73H172ZM175 75V74H174ZM187 75V76H186ZM209 75V74H208ZM251 75V74H250ZM249 75V76H250ZM253 75V77H254V74H252ZM252 75L250 76V77H252ZM54 76L56 77V75L54 74ZM53 75L51 76V77H54ZM61 76H60V78H61ZM67 76V75H66ZM164 76H165V74H164ZM176 76V75H175ZM211 76V75H210ZM210 76H208V77H210ZM5 77V76H4ZM13 77V76H12ZM16 77V76H15ZM24 77H26V78H29L27 75L26 76H24ZM30 77H32V75L30 76ZM36 77H39L38 75L36 76ZM44 77H46V76H44ZM54 77V78H55ZM7 78V77H6ZM9 78V77H8ZM17 78V77H16ZM16 78H11V79H15V81L18 79H16ZM24 79V80H27V79ZM49 78V77H48ZM53 78V79H54ZM140 78H141V75H140ZM154 78V79H153ZM170 78H172V79H170ZM214 78V77H213ZM216 78V77H215ZM259 78V77H258ZM20 79V78H19ZM32 79H33V77L31 78V81H30V84L29 85H31L32 84ZM47 79V78H46ZM250 79V78H249ZM249 79H248V81H249ZM22 80V82L21 83H23V79H21ZM37 80V79H36ZM52 80V79H51ZM61 80H63V79H61ZM100 80H102L103 81V85H101V83L102 82H100ZM209 80V81H208ZM252 79H250V84L252 83V81H251ZM254 80H256V79H254ZM1 81V80H0ZM7 81V80H6ZM5 81V82H6ZM9 81V80H8ZM12 81V80H11ZM10 81V82H11ZM50 81V80H49ZM55 81V80H54ZM247 81V82H248ZM257 81V80H256ZM37 82V81H36ZM43 82H45V81H43ZM51 82V81H50ZM56 82V81H55ZM76 84H75V83ZM132 82V83H131ZM200 82H201V84H200ZM214 82H216V81H214ZM247 82H246V84H247ZM248 82V83H249ZM259 82V81H258ZM262 82V81H261ZM2 83V82H1ZM9 83V82H8ZM12 83V82H11ZM14 83V82H13ZM13 83H12V85H13ZM34 83V82H33ZM38 83V82H37ZM140 83V82H139ZM154 83H152V84H150V83H148V84H150L151 85V87H152V85L154 84ZM18 84V83H17ZM46 84H47V81H46ZM49 84H51V83H49ZM55 84V83H54ZM132 84V86L131 87H129L128 85H131ZM211 84V83H210ZM222 84V85H221ZM254 84V83H253ZM252 84V85H253ZM25 85V84H24ZM158 85H157V87H158ZM219 85H221V86H219ZM244 85V84H243ZM248 85V84H247ZM256 85H258L257 83H256ZM260 85V84H259ZM26 86V85H25ZM25 86H23V88L25 87ZM31 86H33V85H31ZM31 86H28L29 87V89H31L30 87ZM35 86V85H34ZM38 86V85H37ZM40 86V85H39ZM38 86V87H39ZM50 86V88H51V90L53 89V86L52 85H49ZM52 86V87H51ZM138 86V87H137ZM145 86V87H146ZM255 86V85H254ZM2 87V86H1ZM3 87H4V85H3ZM2 87V90L4 89ZM27 87V86H26ZM25 87V88H26ZM37 87V88H38ZM45 87V86H44ZM43 86H42V88H43V90L46 88V87H48V85L44 88ZM150 87V88H151ZM155 87V86H154ZM247 87V86H246ZM251 87H253V86H251ZM264 87V86H263ZM15 88V87H14ZM23 88H21L22 90V92H23ZM36 88V89H37ZM41 88V89H42ZM50 88H48L49 90H50ZM58 88V87H57ZM72 88V87H71ZM221 88H225V90H223V91H221L220 93H219V91L221 90ZM254 88V87H253ZM260 88V87H259ZM16 91H15V94L17 95V91L19 92L18 93V95L20 94V90H19V87L16 85ZM32 89H34V88H32ZM60 89V88H59ZM107 89H108V91H107ZM109 89H110V91H109ZM151 89H153V88H151ZM160 89H162V90H160ZM240 89V88H239ZM238 89V90H239ZM2 90H1V92H2ZM6 90V89H5ZM11 90H13L12 89V87H11ZM45 90H47V89H45ZM132 90V89H131ZM130 90V91H131ZM154 90V89H153ZM237 90V91H238ZM256 90V89H255ZM258 90V89H257ZM4 91V90H3ZM14 91V90H13ZM24 91H26L28 94H30L29 93V91H28V89L27 90H25L24 89ZM32 91H34V90H32ZM36 91V90H35ZM40 91V90H39ZM53 91V90H52ZM60 91V90H59ZM59 91H57V92H59ZM73 91H75V90H73ZM129 91V92H130ZM150 92H152L151 90H149ZM155 91V90H154ZM156 91V92H157ZM246 91V90H245ZM247 91H249V90H247ZM25 92V93H26ZM43 92V91H42ZM46 92V91H45ZM44 92V93H45ZM49 92H51V91H49ZM56 92V91H55ZM121 92L122 93H124V92H127L128 93V95H125V96H123L122 94H121ZM148 92V91H147ZM2 93H4V92H2ZM6 93H7V91L5 92V95H6ZM12 93V92H11ZM43 93V94H44ZM53 93V92H52ZM66 93V94H65ZM72 93V92H71ZM126 93V94H127ZM243 93V92H242ZM254 93V92H253ZM13 94V93H12ZM12 94H11V96H12ZM14 94V95H15ZM22 94V93H21ZM20 94V95H21ZM33 94V93H32ZM36 94V93H35ZM38 94V93H37ZM42 94V95H43ZM51 93H47L46 92V95L48 96V95H50ZM54 94V93H53ZM149 94V93H148ZM155 94V93H154ZM4 95V94H3ZM13 95V96H14ZM52 95V94H51ZM55 95H57V94H55ZM198 95V96H199ZM206 95H208V93L206 94ZM245 95H246V93H245ZM249 95H251V94H249ZM254 95V94H253ZM264 95V94H263ZM263 95H261V96H263ZM0 96H2V94H0ZM31 96V95H30ZM43 96H45V94L43 95ZM47 96H46V98H47ZM74 96V95H73ZM111 97L112 99L113 98H119V99H116L112 104H108L109 102H108V99L106 100V99H104L105 97ZM130 96H131V94H130ZM138 96V95H137ZM142 96V95H141ZM209 96V95H208ZM213 96V97H212ZM228 96V95H227ZM237 96V95H236ZM21 96H19V98H20ZM22 97H25V95L23 96V94H22ZM28 97V96H27ZM26 97V98H27ZM57 97H58V95H57ZM90 97H92L93 98V100H91L90 99ZM143 97V98H144ZM199 97H201V95L199 96ZM199 97H197L198 99H200ZM204 97V96H203ZM251 97H253L252 95H251ZM255 97V96H254ZM7 98H9V94H8V96H7ZM11 98H13V97H11ZM11 98H10V100H11ZM65 98H68V97H65ZM70 98H72V97H70ZM95 98V99H94ZM130 98V97H129ZM138 98V97H137ZM228 98V97H227ZM22 100H23V98H21ZM21 99H19L18 101H20ZM48 99V98H47ZM52 99V98H51ZM55 99V98H54ZM59 99V98H58ZM206 99V98H205ZM208 99H206V100H208ZM262 99V98H261ZM0 100H1V98H0ZM7 100V99H6ZM5 100V101H6ZM9 100V101H10ZM14 100V99H13ZM28 100V99H27ZM26 100V101H27ZM31 100V99H30ZM44 100V99H43ZM42 100V101H43ZM46 100V99H45ZM56 100V99H55ZM64 101H65V99H63ZM72 100V99H71ZM122 100V101H121ZM130 99H128V101H129ZM197 99H195V101H196ZM202 100V99H201ZM264 100V99H263ZM3 101V100H2ZM49 101H50V99H49ZM74 100H72V102H73ZM110 101V100H109ZM131 101H130V104H131ZM194 101V102H195ZM250 101V100H249ZM12 102V101H11ZM11 102H9L8 104H11ZM28 102H30V101H28ZM27 102V103H28ZM51 102V101H50ZM56 102V101H55ZM60 102V101H59ZM58 102V103H59ZM127 102V101H126ZM197 102H198V100H197ZM20 103V106L21 105H23V102L21 103V102H19ZM26 103V102H25ZM24 103V106L25 105H27V104H25ZM53 103V102H52ZM62 103H64V102H62ZM69 103H71V101H69ZM74 103V104H75ZM253 103H254V101H253ZM30 104V103H29ZM32 105H33V103H31ZM43 104H45V102L43 103ZM42 104V105H43ZM48 104H51V103H49L48 102ZM54 104V103H53ZM60 104H61V102H60ZM60 104H58V105H60ZM67 105H68V100H67V103H66ZM66 104H65V106H66ZM120 104V105H119ZM229 104V103H228ZM57 105V106H58ZM73 105V104H72ZM71 105V106H72ZM214 105V106H215ZM255 105V104H254ZM257 105V104H256ZM35 106V105H34ZM61 107H65V106H62V105H60ZM204 106H205V104H204ZM211 106V105H210ZM215 106V107H216ZM6 107V108H5ZM8 107H10L9 105H8ZM29 107V106H28ZM27 107V108H28ZM41 107V106H40ZM49 108H50V105L48 106ZM60 107V108H61ZM67 107V106H66ZM200 107V106H199ZM213 107V106H212ZM11 108V107H10ZM9 108V109H10ZM25 108H26V106H25ZM35 107H33L32 108V110L34 109ZM42 108V107H41ZM40 108V109H41ZM72 108H73V106H72ZM206 108V107H205ZM6 109H8L7 108V106L6 105H4V103L2 102V104H0V110L1 111H4V110H6ZM8 109V110H9ZM31 109V108H30ZM71 109V108H70ZM74 109V108H73ZM212 109V108H211ZM214 109V108H213ZM12 110H13V112H12ZM23 110H24V107H23ZM23 110H21L22 112H24ZM43 110V109H42ZM49 110V109H48ZM53 110V109H52ZM64 110H67V109H64L63 108V110L61 111L62 112V114H61V116H66V114H63V111ZM89 110H90V114L88 115V113H89ZM100 110V111H99ZM125 110V109H124ZM208 110V109H207ZM209 110H210V108H209ZM218 110V109H217ZM241 110V109H240ZM244 110V109H243ZM0 111V112H1ZM28 111V110H27ZM36 111V110H35ZM44 111V113H45V109L43 110ZM43 111H42V113H43ZM137 111V110H136ZM190 111H192V112H190ZM199 111V110H198ZM214 111H216V110H214ZM220 111V110H219ZM242 111V110H241ZM247 111V110H246ZM7 112V111H6ZM9 112V113H8ZM7 113L9 114V116H8V114L7 113H5V112H3V115L5 114H7L6 116H8V117H10L11 115V113H13V115H14V109H12L11 108V111L9 110ZM11 112V113H10ZM68 112V111H67ZM135 111H133V114H135L134 113ZM137 112H139V111H137ZM237 112V111H236ZM249 112V111H248ZM25 113V115H27L28 116V114H26V112H24ZM65 113V112H64ZM129 113V112H128ZM213 113V112H212ZM219 113V112H218ZM2 114V113H1ZM18 114V113H17ZM16 114V115H17ZM41 114V113H40ZM47 114H49L48 112H47ZM47 114H46V116H47ZM57 114V113H56ZM69 114V113H68ZM67 114V116H69ZM202 114V113H201ZM225 114H227V112L226 113H224L223 115H219V119L220 118H223L224 116H225ZM239 114H240V111H239ZM239 114H236L237 115V120H238V115ZM5 115H4V117H5ZM13 115L10 117L11 118V120H16L17 119V117H16V119H13L12 117H13ZM24 115V116H25ZM53 115L54 114H52V116L50 115V117H53ZM71 115V116H72ZM127 115H129V114H127ZM126 115V116H127ZM214 115L216 116V114L215 113H213V116L212 115H210V116H212L213 118H214ZM218 115V114H217ZM228 116H229V114H227ZM242 114H240V116H241ZM17 116H19V115H17ZM26 116V117H27ZM30 117H31V113H30V115H29ZM28 116V117H29ZM70 116V117H71ZM88 116H91V127H90V121L88 120ZM134 116V115H133ZM203 116V115H202ZM208 117L209 119L210 118H212V117ZM247 116V115H246ZM20 119H23L22 117H23V114H22V116L20 115ZM28 117H27V119H28ZM29 117V118H30ZM37 117V116H36ZM70 117H68V118H70ZM145 117V116H144ZM200 117V116H199ZM0 118H1V116H0ZM7 118V117H6ZM5 118V119H6ZM14 118H15V116H14ZM44 118H46V117H44ZM54 118V117H53ZM97 120V124H95V122H94V120L95 119ZM112 118H113V120L115 121V122H117V123H115V125H114V121L112 122ZM135 118H133V119H135ZM184 118L185 117H183V120H184ZM218 118V117H217ZM233 118V117H232ZM2 119V118H1ZM19 119V118H18ZM18 119L16 120V123L18 122ZM58 119L60 120L61 118H59L58 117ZM64 119V118H63ZM62 119V120H63ZM132 119V120H133ZM148 119V118H147ZM187 119V118H186ZM185 119V120H186ZM193 119V120H192ZM245 119V118H244ZM7 120L9 121V122H11V120H9V119H6V122H7ZM32 120H34V118L32 117ZM52 120V119H51ZM57 120V119H56ZM58 120V121H59ZM111 120V122L113 123V125L114 126H117V125H119V130L117 131V133L115 134V131H114V129L115 128H113V130H111V133H112V135H111V133H110V131H109V133H106V132H108V130H109V125H111V124H109V121ZM132 120L130 121L131 123H132ZM136 120H133V121H136ZM161 120V121H160ZM204 119H202L201 120V125H203L202 123H204V121H203ZM206 120V119H205ZM217 120V119H216ZM230 120V119H229ZM228 120V121H229ZM233 120V119H232ZM30 121V120H29ZM69 121V120H68ZM141 121V120H140ZM142 121H144L143 119H142ZM214 121V120H213ZM227 121V122H228ZM235 121V120H234ZM241 121V120H240ZM248 121V120H247ZM2 122V121H1ZM0 122V123H1ZM5 122V123H6ZM23 122H26V121H23ZM23 122H21V123H23ZM36 122V121H35ZM70 122H72V121H70ZM150 122V123H149ZM184 122V121H183ZM207 122V121H206ZM205 122V123H206ZM211 122V121H210ZM227 122H225V123H227ZM257 122H260V121H257ZM19 123H20V121H19ZM27 123V122H26ZM52 123V122H51ZM69 123V122H68ZM73 123V122H72ZM157 123H158V126H154L153 127V125H157ZM232 125V126H230V124ZM233 123H235V122H233L232 121V123L229 121L228 122V127L227 128H229V129H232V128H230V127H233L234 125H236V124H238V123H235V124H233ZM12 124H14V122L12 123ZM31 124H33V125H35L33 122H31ZM47 124V123H46ZM93 124L94 125H96V127L95 128H92V127H94L93 126ZM117 124V125H116ZM134 125H135V122L133 123ZM136 124H137V122H136ZM211 124H212V122H211ZM3 125V124H2ZM2 125H1V128H0V130H2ZM6 125V124H5ZM16 125H18V124H16ZM25 125V124H24ZM52 125V124H51ZM99 125V126H98ZM195 125V124H194ZM7 126V125H6ZM8 126H9V124H8ZM14 127H16L15 126V124L13 125ZM21 126V125H20ZM22 126H23V124H22ZM21 126V127H22ZM36 126V125H35ZM38 126V125H37ZM57 126V125H56ZM59 126V125H58ZM72 126V125H71ZM78 126V125H77ZM97 126L99 127V129H96L97 128ZM106 126H107V130H106V132H103L104 130H101L102 129V127L104 128V129H106ZM112 126V125H111ZM186 126V125H185ZM226 126V125H225ZM243 126H247V124H246V122L244 121V125ZM242 126V128H244ZM18 127V126H17ZM20 127V128H21ZM30 127H31V125H30ZM40 128H41V126H39ZM51 127V126H50ZM73 127V126H72ZM135 127V126H134ZM153 127V128H152ZM223 128H224V125L222 126ZM24 128V127H23ZM74 128V127H73ZM137 128V127H136ZM155 128V129H154ZM191 128V127H190ZM210 128V127H209ZM219 128V127H218ZM222 128V129H223ZM77 129V128H76ZM151 129H154V130H151ZM192 129H195V128H193V126H192ZM217 129V128H216ZM226 129V128H225ZM224 129V130H225ZM228 129V130H229ZM3 130H5V129H3ZM10 129L8 128V131H9ZM15 130H17V129H15ZM14 130V131H15ZM21 130V129H20ZM28 130V129H27ZM26 130V131H27ZM35 130V129H34ZM39 130V129H38ZM60 130H61V128H60ZM154 131V132H151V131ZM183 130V129H182ZM188 130H189V128H188ZM223 130V131H224ZM8 131H6L5 130V132L7 133ZM26 131H25V133H23V134H26ZM29 131V130H28ZM37 131V130H36ZM48 131H50L49 129H48ZM113 131H114V133H113ZM219 131V129L217 130V132ZM222 130L220 131V133L221 132H223ZM232 131V130H231ZM3 132L4 131H2V134H3ZM16 132V131H15ZM22 132H23V130H22ZM52 132V131H51ZM62 132V131H61ZM69 132V131H68ZM72 132V131H71ZM90 132H91V134H90ZM121 133H122V131H120ZM151 132V133H150ZM226 133H227V131H225ZM239 132H240V130H239ZM238 132V133H239ZM6 133H4V134H6ZM14 133V132H13ZM13 133H11V134H13ZM28 133V132H27ZM67 133V132H66ZM73 133V132H72ZM120 133V134H121ZM153 133V134H152ZM191 133H193V130H192V132ZM195 133V132H194ZM198 133V132H197ZM200 133V132H199ZM205 133V132H204ZM216 133V132H215ZM234 133V132H233ZM247 133V132H246ZM11 134H7L6 136H8V135H11ZM14 134H17V133H14ZM21 135H23L22 133H20ZM55 134V133H54ZM76 134V133H75ZM188 134V133H187ZM196 134V133H195ZM212 134H213V131H212ZM218 135V137L221 135H219V133H217ZM224 134V133H223ZM222 134V135H223ZM0 135H1V133H0ZM21 135H19V137L21 138V137H23V136H21ZM28 135V134H27ZM59 135H61V134H59ZM72 135V134H71ZM77 135V134H76ZM125 135L126 134H124V138H125ZM132 135H130V136H132ZM140 135H141V137H140ZM178 135V134H177ZM192 135H194V134H192ZM201 135V134H200ZM205 135V134H204ZM208 135H210V134H208ZM224 135H226L227 136V134H224ZM224 135H223V137H224ZM238 135V134H237ZM252 135V134H251ZM3 136V135H2ZM12 136V135H11ZM25 136V135H24ZM29 136V135H28ZM52 136V135H51ZM68 136H70V135H68ZM181 136V135H180ZM179 136V137H180ZM184 136V135H183ZM202 136V135H201ZM215 136H216V134H215ZM215 136H214V134H213V137L215 138ZM216 136V137H217ZM1 137V136H0ZM14 137H15V135H14ZM60 137V136H59ZM76 137V136H75ZM132 137H134V136H132ZM151 137V138H150ZM185 137V136H184ZM193 137V136H192ZM213 137H211V138H213ZM2 139L3 138H5V135H4V137H1ZM12 138H13V136H12ZM34 138H35V135H34ZM34 138H33V141H34ZM51 138H53V137H51ZM73 138V137H72ZM95 138V139H96ZM165 138H163L164 140H165ZM221 138H222V136H221ZM227 139H228V137H226ZM16 139V138H15ZM24 139V138H23ZM71 139V138H70ZM122 139L124 140V141H122ZM172 139V138H171ZM197 139V138H196ZM200 139H202V138H200ZM210 139V138H209ZM66 140H68L69 141V139H66ZM78 140V139H77ZM128 140H130V139H128ZM167 140V139H166ZM165 140V141H166ZM169 140V139H168ZM176 140H178V138L176 139ZM180 140V139H179ZM191 140H192V138H191ZM211 140V139H210ZM209 140V141H210ZM212 140H214V139H212ZM219 140V139H218ZM220 140H222V139H220ZM219 140V141H220ZM20 141V140H19ZM32 141V140H31ZM65 141V140H64ZM74 141V140H73ZM72 141V142H73ZM145 141V142H146ZM189 141V140H188ZM200 141V140H199ZM207 141V140H206ZM205 141V142H206ZM216 141V140H215ZM226 141V140H225ZM230 141H233V140H230ZM2 141H1V139H0V143H1ZM3 142H5L4 141V139H3ZM27 142V141H26ZM54 142V141H53ZM57 142V141H56ZM61 142V141H60ZM69 142H71V141H69ZM162 142V141H161ZM167 143H168V141H166ZM172 142V141H171ZM201 143H202V141H200ZM212 142V141H211ZM218 142V141H217ZM8 143V142H7ZM21 143H22V141H21ZM91 143V142H90ZM90 143L88 144V145H90ZM94 143V142H93ZM142 143V142H141ZM149 143V142H148ZM165 143V142H164ZM163 143V144H164ZM167 143H165V144H167ZM180 143V142H179ZM179 143L177 144V145H179ZM182 143V142H181ZM209 143V142H208ZM216 143V142H215ZM215 143H214V145H215ZM220 143V142H219ZM221 143H222V141H221ZM2 144V143H1ZM0 144V145H1ZM23 144V143H22ZM29 144V143H28ZM31 144V143H30ZM35 144V143H34ZM65 144V143H64ZM70 144V143H69ZM68 144V145H69ZM84 144H86V143H84ZM92 144V143H91ZM147 144V143H146ZM150 144V143H149ZM157 144V143H156ZM191 144V143H190ZM211 143H209V144H207V145H210ZM217 144V143H216ZM226 144H227V142H226ZM3 145H6V144H3ZM129 145H132V144H129ZM145 146L143 143L142 144H140L139 146H137V150H138V153H139V155H138V153H137V155L138 156H143V157H145V158H147L148 159V161H149V159H150V157H149V153L147 152V151H149L150 152V150H148V149H150V148H143V146ZM206 145V147H207V149H208V153H210L209 151L210 150H212V149H214V148H212V149H210V148H208L209 146H207ZM212 145V147H213V144H211ZM223 145H224V142H223ZM234 145L235 144H233L232 142H230L229 143V147H220V149H218V147H217V149L215 150L214 149V151L212 152V154H210L205 160H204V162H203V166H202V169H201V171L200 172H198V173H194V175H193V178H194V182L196 183L195 185L193 184L194 182H192V177L190 178V180H191V182H192V184L194 185L193 186V189H192V195H191V193L188 195L189 196V198L187 199V200H190L191 198L190 197H192L193 196V194L194 195H196L195 193L196 192H198V191H200L201 190V197L204 195V191L206 192V194L209 192L210 193V191H212V189H211V187L212 186H214L215 185V180H216V175L218 174V172H220L221 170H223L222 168L224 167V162L226 161V158H227V156L228 155H230L231 154V152H232V150H233V147H234ZM25 146V145H24ZM35 146V145H34ZM52 146H53V144H52ZM84 146V145H83ZM97 146V145H96ZM133 146H134V144H133ZM149 147H151V146H153V145H148ZM147 146V147H148ZM174 146V145H173ZM182 146V145H181ZM221 146V145H220ZM236 146V145H235ZM2 147V146H1ZM5 147V146H4ZM30 147V146H29ZM36 147V146H35ZM34 147V148H35ZM64 147V146H63ZM69 147H71V146H69ZM154 147V146H153ZM170 147V146H169ZM175 147V146H174ZM86 148V147H85ZM90 148H91V146H90ZM95 148H97V147H95ZM129 148H133V147H130L129 146ZM128 148V149H129ZM159 148V147H158ZM181 148V147H180ZM179 148V149H180ZM184 148V147H183ZM236 148V147H235ZM31 149V148H30ZM30 149H27V150H30ZM79 149V148H78ZM91 149H93V148H91ZM135 149L136 148H134L133 149V152H134V155H136L135 154ZM147 150V151H145V150ZM151 149H153V148H151ZM210 149V150H209ZM4 150V148H2V151ZM73 150V149H72ZM98 148H97V152H98ZM101 150H102V148H101ZM137 150H136V152H137ZM154 150H156V149H154ZM165 150V149H164ZM173 150V149H172ZM175 150V149H174ZM181 150V149H180ZM179 150V151H180ZM188 150V149H187ZM31 151V150H30ZM34 151V150H33ZM41 151V150H40ZM64 151H66V150H64ZM67 151H69V150H67ZM81 151V150H80ZM79 151V152H80ZM93 151V150H92ZM104 151V150H103ZM103 151H101V152H103ZM143 151L144 152H146L147 153V155L148 156H145V154H142L143 153ZM151 151H153V150H151ZM158 150H156V152H157ZM160 152H161V149L159 150ZM158 151V152H159ZM186 151V150H185ZM240 151V150H239ZM7 152V151H6ZM10 152H12V151H10ZM84 152V151H83ZM82 152V153H83ZM104 152H108V151H104ZM132 152V153H133ZM166 152V151H165ZM164 152V153H165ZM199 152V151H198ZM205 152V151H204ZM258 152V151H257ZM3 153V152H2ZM5 153V152H4ZM8 154L7 155H9V152H7ZM13 153V152H12ZM14 153L16 154V151H14ZM47 153H49V152H47ZM91 153V152H90ZM89 153V154H90ZM92 153H95V152H92ZM99 153H100V151H99ZM99 153H98V155H99ZM129 153V152H128ZM34 154V153H33ZM37 154V153H36ZM65 154V153H64ZM77 154V153H76ZM84 154V153H83ZM82 154V155H83ZM88 154V153H87ZM102 154V153H101ZM153 154H154V151H153ZM157 154V153H156ZM161 154V153H160ZM167 154V153H166ZM206 154V153H205ZM204 154V155H205ZM0 155H2L1 153H0ZM5 155V154H4ZM4 155H3V158L5 159V157H4ZM12 155V154H11ZM14 155V154H13ZM26 155V154H25ZM39 155V154H38ZM56 155V154H55ZM66 155V154H65ZM70 155V154H69ZM80 155H81V153H80ZM85 155V154H84ZM92 156H93V154H91ZM94 155H96V154H94ZM118 155H119V152H118ZM128 155V154H127ZM136 155V156H137ZM158 155V154H157ZM157 155H153L154 157L155 156H157ZM172 155V154H171ZM235 155H236V153H235ZM260 155V154H259ZM86 156H89V155H86ZM97 156V155H96ZM107 156V155H106ZM120 157L122 156V155H119ZM141 156V157H142ZM151 156V155H150ZM166 156V155H165ZM169 156V155H168ZM174 156V155H173ZM71 157V156H70ZM83 157H85V156H83ZM82 157V158H83ZM91 157V156H90ZM104 157H105V155H104ZM133 157H135V156H133ZM161 156H159V158H160ZM203 157V156H202ZM261 158H257V159H255V161H254V164H261L263 167H264V155L263 156H260ZM2 158V159H3ZM7 158V157H6ZM29 159H30V155H29V157H28ZM44 158V157H43ZM81 158V157H80ZM79 158V159H80ZM85 158H87V157H85ZM95 158V157H94ZM116 158V157H115ZM136 158H138V157H136ZM136 158H134V160H136ZM144 158V159H145ZM166 158V157H165ZM228 158H229V156H228ZM3 159V160H4ZM22 159V158H21ZM50 159V158H49ZM91 159V158H90ZM90 159H88V161L90 160ZM99 159V158H98ZM100 159H102L101 158V156H100ZM106 159H108V157L106 158ZM120 159V160H119ZM118 160H119V162H121V163H119L118 165H116L117 163L115 162V161H117V160H114V163H116V164H112V162H110L111 164H112V166H114L115 165V167L117 166V168H119V171L121 172H123L124 174H122V175H124V177H123V182L124 181H128V183H126V182H124V183H122L123 184V196H121V199H122V197H124L123 199H124V202H127L126 201V199H128L129 200V198L131 199V196H132V192H131V189H132V184L131 183H129L130 181L129 180H131L133 177H131V178H129V180H126V178L127 177H129V175L128 176H126L128 173H130L131 174V171H134L136 168H132V167H130L129 165H128V163L126 162V163H123V162H125L122 158H119ZM122 159V160H121ZM129 159H133V158H129ZM143 159V158H142ZM158 159V158H157ZM170 159H171V157H170ZM182 159V158H181ZM230 159V158H229ZM0 160H1V157H0ZM73 160V159H72ZM86 160V159H85ZM112 159H110V161H111ZM141 159H139V160H137V162L138 161H140ZM165 160V159H164ZM167 160V159H166ZM180 160V159H179ZM196 160V159H195ZM244 160V159H243ZM83 161V160H82ZM87 161V160H86ZM99 161V160H98ZM145 162H146V160H144ZM160 161V160H159ZM90 162H91V160H90ZM95 162H97V160L95 159ZM93 163L94 164V167L96 168V166L97 165H95V164H98V163ZM101 162V161H100ZM161 162V161H160ZM167 162V161H166ZM168 162H170V161H168ZM182 162V161H181ZM195 162V161H194ZM228 162V161H227ZM226 162V163H227ZM232 162V161H231ZM239 162H240V160H239ZM2 163H4V162H2ZM30 163H31V161H30ZM109 163V164H110ZM133 163V162H132ZM135 163V162H134ZM157 163V162H156ZM184 163V162H183ZM35 164V163H34ZM38 164H40V163H38ZM43 164V163H42ZM73 164V163H72ZM76 164H78V163H76ZM129 164H130V162H129ZM136 164V163H135ZM135 164H134V166L133 167H135ZM138 166H141L142 167V171H143V168H144V165L146 164V163H144V165H140L141 163L140 162H138ZM152 164V163H151ZM181 164V163H180ZM179 164V165H180ZM231 164V163H230ZM238 164V163H237ZM252 164V163H251ZM28 165V164H27ZM30 165V164H29ZM81 166H82V164H80ZM100 165V164H99ZM108 165V164H107ZM133 165V164H132ZM148 165V164H147ZM157 165V164H156ZM12 166V165H11ZM33 166V165H32ZM79 165H77V167H78ZM105 166V165H104ZM109 166V165H108ZM112 166L110 165V167L112 168ZM137 166V168H139ZM167 166H168V163H167ZM187 166V165H186ZM18 167H20V166H18ZM25 167V166H24ZM26 167H28V166H26ZM84 167H85V164H84ZM109 167V168H110ZM115 167H113L112 168V170L114 169L115 170ZM140 167V168H141ZM154 167V166H153ZM157 167V166H156ZM156 167H154V168H156ZM162 167V166H161ZM161 167H159V168H161ZM181 167V166H180ZM234 167H236V166H234ZM10 168V167H9ZM13 168H14V166H13ZM22 168L23 167H21L20 169L22 170ZM32 168V167H31ZM89 168V167H88ZM98 169H99V167H97ZM104 168L105 167H103L102 166V168L101 169H103V171H105L104 170ZM117 168H116V170H117ZM147 168H149V167H147ZM152 168V167H151ZM163 168V167H162ZM238 168V167H237ZM15 169H17V171L19 170L18 168H15ZM32 169H35V168H32ZM32 169H29V170H32ZM87 169V168H86ZM85 169V170H86ZM91 169V168H90ZM89 169V170H90ZM145 169V168H144ZM150 169V168H149ZM177 169V168H176ZM181 169V168H180ZM190 169V168H189ZM228 169V168H227ZM24 170H26V169H24ZM28 170V171H29ZM129 170H130V172H129ZM140 170V169H139ZM159 171H160V169H158ZM166 170H168V169H166ZM165 170V171H166ZM183 170V169H182ZM5 171V170H4ZM13 171H15V170H13ZM12 171V172H13ZM16 171V172H17ZM76 171V170H75ZM98 171V170H97ZM99 171H102V170H99ZM101 172V174L102 173H104V172ZM135 171H137V169L135 170ZM134 171V173H136V175H137V172H135ZM146 171V170H145ZM154 171V170H153ZM156 171H157V168H156ZM163 171V170H162ZM191 171H193V170H191ZM8 172V171H7ZM18 172H20V171H18ZM17 172V173H18ZM25 172V171H24ZM27 172V171H26ZM85 172V171H84ZM83 172V173H84ZM86 172H88V171H86ZM107 172V171H106ZM114 172V171H113ZM139 172V171H138ZM161 172V171H160ZM181 172V171H180ZM189 172V171H188ZM74 173V172H73ZM92 173H95V172H92ZM91 173V174H92ZM111 173V172H110ZM127 173V174H126ZM133 173V172H132ZM147 174H148V172H146ZM155 173V175H157L156 173L157 172H154ZM183 173H184V171H183ZM191 173V172H190ZM189 173V174H190ZM14 174L15 175H17L15 172H14ZM19 174V173H18ZM26 174V173H25ZM74 174H76V172L74 173ZM100 174V175H101ZM105 174H109V173H104V175ZM121 174V173H120ZM139 174V173H138ZM143 174V172L140 174L141 176H143L142 175ZM160 174V173H159ZM159 174H158V177H159ZM162 174V173H161ZM182 174V173H181ZM188 174V173H187ZM236 174V173H235ZM15 175H13V173H5V172H3V171H0V179L3 181V183H4V185L5 186H10L11 184V180L13 179V176L14 177H16ZM30 175V174H29ZM84 175H86L85 173H84ZM99 175V176H100ZM103 175V176H104ZM132 175V174H131ZM135 175V176H136ZM146 175V174H145ZM150 175V174H149ZM183 175V174H182ZM24 176V174L22 175V177ZM27 176V175H26ZM26 176H24V179L25 178H27ZM74 176V175H73ZM83 176V175H82ZM102 176V175H101ZM102 176V177H103ZM163 176V178H166V177H164L165 175H162ZM161 176V177H162ZM191 176H192V174H191ZM200 176H201V178L202 179H200ZM234 176V175H233ZM87 177H88V175H87ZM105 177H106V175H105ZM104 177V178H105ZM111 177H112V174H111ZM153 177V176H152ZM157 177V176H156ZM17 178V177H16ZM104 178L102 179V180H104ZM148 178H149V176H148ZM148 178H146V179H148ZM154 178V177H153ZM160 178V177H159ZM158 178V179H159ZM22 179V178H21ZM24 179H22V181H25ZM87 179V178H86ZM91 179V178H90ZM99 179H100V177H99ZM107 179V178H106ZM112 179V178H111ZM120 179V178H119ZM135 179H136V177H135ZM138 179V178H137ZM136 179V180H137ZM141 179H143V178H141ZM144 179H145V177H144ZM185 179V178H184ZM217 179H218V177H217ZM95 180H96V178H95ZM140 180V179H139ZM138 180V181H139ZM149 180H150V178H149ZM156 180V179H155ZM161 180V179H160ZM165 180V179H164ZM163 180V181H164ZM189 180V179H188ZM200 180V181H199ZM225 180V179H224ZM15 181V180H14ZM85 181V180H84ZM89 181V180H88ZM88 181H86V182H88ZM92 181H94L93 179H92ZM91 181V182H92ZM112 181H113V179H112ZM145 181V180H144ZM148 181V180H147ZM154 181V180H153ZM186 181V180H185ZM26 182V181H25ZM24 182V183H25ZM80 182V181H79ZM90 181H89V183H91ZM103 182V181H102ZM156 182V181H155ZM154 182V183H155ZM160 182H162V181H160ZM184 182V181H183ZM187 182V181H186ZM190 182V183H191ZM197 182H200V183H197ZM233 182V181H232ZM231 182V183H232ZM10 185H9V184ZM22 183V182H21ZM23 183V184H24ZM98 184L99 183H101V181L100 182H97ZM105 183V182H104ZM150 183V182H149ZM152 183V182H151ZM188 183V182H187ZM227 183V182H226ZM226 183H223L224 185L226 184ZM13 184V183H12ZM22 184V185H23ZM26 184V183H25ZM92 184V183H91ZM110 184V183H109ZM138 184H140V183H137V185ZM158 184V183H157ZM160 184V183H159ZM158 184V185H159ZM189 184V183H188ZM191 184V185H192ZM27 185V184H26ZM93 185V184H92ZM100 185V184H99ZM99 185H97L96 187H98ZM101 185H102V183H101ZM136 185V184H135ZM144 185V184H143ZM165 186H166V184H164ZM28 186V185H27ZM95 186V185H94ZM115 186V185H114ZM114 186H112V188H114ZM183 186V185H182ZM185 186V185H184ZM188 186V185H187ZM234 186V185H233ZM2 187V186H1ZM12 187V186H11ZM10 187V188H11ZM102 187H103V185H102ZM106 187H107V185H106ZM120 187V186H119ZM145 187H147V185L145 186ZM180 187V186H179ZM186 187V186H185ZM189 187V186H188ZM22 188V187H21ZM73 188V187H72ZM101 188V187H100ZM111 188V189H112ZM115 188H118L117 187V185H116V187ZM135 188L137 189V186H135ZM141 188V187H140ZM155 188V187H154ZM206 188V189H205ZM215 187H213V189H214ZM224 188V187H223ZM94 189L95 188H93V191H94ZM133 189H134V187H133ZM132 189V190H133ZM145 189V188H144ZM151 188H150V186H149V190H150ZM177 189H179L178 187H177ZM228 189V188H227ZM91 190V189H90ZM101 190H102V188H101ZM103 190H105V189H103ZM114 190V189H113ZM138 190V189H137ZM198 190V191H197ZM245 189H242L241 191H244ZM2 191H4L5 192V190H2ZM8 191H10V189H8ZM17 191V190H16ZM99 191V190H98ZM108 191H111V190H107V193H108ZM134 191V190H133ZM139 191V190H138ZM141 191V190H140ZM151 191V190H150ZM175 191V190H174ZM225 191H227V192H225L224 194L225 195H228V192H229V190H226L225 189ZM241 191H238L237 192V196H235V195H229V196H231V198H229V201L226 203V207H227V211H225L226 213H224V216H222V219L220 220V219H217V220H215L214 218L212 219L211 217L213 216L212 215V212L213 211H210L209 212V216H210V220L208 221L210 224L211 223H213L214 224V226H215V229H213V230H210V232H208V234H204V240L202 241V246L200 247V248H198L197 250H195V252L192 254V258L190 259L191 261H189L188 260V263L189 264H195L196 263V261L197 262H199V261H203L204 259H206V258H208L209 257V259L211 260V259H213V258H215V257H224L225 259H220V263L219 264H238V262L240 261V260H242V258H243V254H244V251H248L251 247H252V245H253V243L252 242H250V243H247V239H246V244H245V241H244V238H243V236H242V238H241V241H240V245H239V247L235 250V251H238V253L237 254H235V251L233 252L234 254H231V249L234 247V240H235V238H239V236L240 235H238V233H239V228H238V230H233V229H231L230 227H228L227 226V224L229 223H232V222H234V221H236V222H239V225H240V223L243 221V220H245V219H251L250 220V227L252 228V227H254V229L258 226V224H259V221L261 220V219H264V201H263V203H262V205L257 209V211L256 212H254L253 213V208H252V206H251V203H250V196L248 195H244V196H242V194H244L245 192H241ZM3 192V194H5ZM114 192V191H113ZM116 192V191H115ZM143 192V191H142ZM141 192V193H142ZM146 192V191H145ZM149 192V191H148ZM223 192H224V190H223ZM0 193H2L1 192V190H0ZM94 193V192H93ZM111 193V192H110ZM110 193H108V196H109V194ZM122 193L120 194V195H122ZM144 193V192H143ZM151 193H152V191H151ZM208 193V194H209ZM220 193V195H221V191L219 192ZM218 193V194H219ZM114 194V193H113ZM119 194V193H118ZM118 194H116L115 193V198L117 197V195ZM145 194V193H144ZM246 194V193H245ZM1 195V194H0ZM104 195V194H103ZM143 195V194H142ZM155 195V194H154ZM181 195V194H180ZM198 195V194H197ZM224 195V197H226ZM5 196H6V194H5ZM100 196V195H99ZM112 196V195H111ZM145 196V195H144ZM218 196V195H217ZM228 196V197H229ZM3 197H4V195H3ZM94 197H96V196H94ZM101 197V196H100ZM118 197H119V195H118ZM228 197H226L225 199H228ZM6 198V197H5ZM102 198H104V197H102ZM89 199V198H88ZM99 199V198H98ZM97 199V200H98ZM101 199V198H100ZM110 199V198H109ZM123 199L121 200V202H122V204L124 203L123 202ZM176 199V198H175ZM224 199V198H223ZM106 200V199H105ZM112 200V199H111ZM118 200V199H117ZM194 200V199H193ZM90 201V200H89ZM218 201H220L219 199H218ZM0 202H1V200H0ZM3 202H4V200H3ZM97 202V201H96ZM100 202H101V200H100ZM107 202V201H106ZM119 202V201H118ZM121 202H120V204H121ZM146 202V201H145ZM187 201H185L184 203H186ZM189 202V201H188ZM217 202V201H216ZM233 202H237L235 205H233V206H230ZM17 203H19V202H17ZM74 202H72V204H73ZM91 203V202H90ZM101 203H104V202H101ZM183 203V202H182ZM119 204V203H118ZM121 204V205H122ZM142 204H144V201L142 202ZM18 205V204H17ZM90 205V204H89ZM98 205H100L99 204V202H98ZM125 205H127V204H125ZM186 205H188V203L186 204ZM222 205H225V200H222V201H220V202H218V203H215V207H217V209L216 210H218V209H220V207L219 206H222ZM3 206V205H2ZM127 206H130L129 205V201H128V205ZM92 207V206H91ZM99 207V206H98ZM138 207V206H137ZM142 207H144V205H142ZM222 207H224V206H222ZM3 208V207H2ZM19 208V207H18ZM18 208H17V210H18ZM89 208H90V206H89ZM101 208H104V207H101ZM100 208V209H101ZM106 208V207H105ZM116 208V207H115ZM180 208V207H179ZM178 208V209H179ZM198 208V207H197ZM197 208H196V210H197ZM201 208V207H200ZM99 209V210H100ZM118 209H119V207H118ZM214 209V208H213ZM214 209V210H215ZM13 210V209H12ZM54 210H56V204H55V207H54ZM98 210V209H97ZM103 210V209H102ZM101 210V211H102ZM108 210V209H107ZM121 212H122V215H123V217H124V215H125V213H124V210H123V206H121V208L119 209ZM181 210V209H180ZM184 210V209H183ZM195 210V211H196ZM3 211V210H2ZM135 211V210H134ZM179 211V210H178ZM220 211V210H219ZM259 211H262V213L260 214V215H258V212ZM18 212V211H17ZM72 212V211H71ZM113 213H114V211H112ZM117 211H115V213H116ZM175 212V211H174ZM199 213L201 212L200 210L198 211ZM223 212V210L221 211V213ZM14 213V212H13ZM12 213V214H13ZM73 213V212H72ZM98 213H99V211H98ZM101 213V212H100ZM119 213V212H118ZM117 213V214H118ZM148 213V212H147ZM179 213V212H178ZM2 214H4L5 216H6V214L5 213H2ZM2 214H0V217H2L1 215ZM9 214V213H8ZM19 214V213H18ZM96 214H97V212L95 213V215H93L92 217H88L87 219H88V221L89 222H91V224L92 223H95L96 222V220H97V216H96ZM103 215H104V212L102 213ZM108 214H110V213H108ZM120 214V213H119ZM204 213H202L201 214V216L203 215ZM216 214V213H215ZM14 215H15V213H14ZM20 215V214H19ZM115 215V214H114ZM137 215H138V213H137ZM193 216H194V214H192ZM13 216V215H12ZM101 216V215H100ZM121 216V215H120ZM119 216V217H120ZM176 216V215H175ZM208 216V217H209ZM216 216V215H215ZM11 217V216H10ZM9 215L8 216H6V218H8L7 220H8V222H9ZM15 217V216H14ZM53 217H54V215H52V220H53ZM103 217L104 216H102V219H103ZM118 217V216H117ZM171 217V216H170ZM129 218V217H128ZM3 219V218H2ZM2 219H0V225L2 226V222L4 223V219L2 220ZM17 219H20V218H17ZM99 219V218H98ZM125 219V218H124ZM130 219V218H129ZM6 220V219H5ZM15 220H16V218H15ZM15 220H13V221H15ZM75 219H74V217L72 216L71 217V219H70V222H73ZM122 221H124L123 220V218L121 219ZM203 220H204V225H203V227H205L206 228V226H208V222H207V219H206V217L205 218H203ZM104 221V220H103ZM113 221V220H112ZM191 221V220H190ZM10 222H11V219H10ZM16 222V221H15ZM18 222V221H17ZM86 222V221H85ZM105 222H106V220H105ZM115 222V221H114ZM125 222H127V221H125ZM125 222H120L121 224V229H120V235L118 236L120 239H121V237L120 236H123V237H127L126 236V230L125 229H127V227H125V225L126 224H124ZM192 223H193V221H191ZM67 223V222H66ZM88 223V222H87ZM100 223H101V221H100ZM107 223V222H106ZM116 223V222H115ZM130 223V222H129ZM190 224V226H188L189 227V230H190V228L191 227H194L195 228V225H196V223L194 222L193 224ZM14 224V223H13ZM16 224V223H15ZM102 224V223H101ZM100 224V225H101ZM108 224V223H107ZM198 224H200V223H198ZM197 224V225H198ZM19 225H21V224H19ZM100 225L98 226L99 228H100ZM117 225V224H116ZM130 225V224H129ZM187 225V224H186ZM96 226V225H95ZM94 226V227H95ZM113 226V225H112ZM233 226V225H232ZM231 226V227H232ZM262 226V225H261ZM20 227V226H19ZM19 227H18V230H19ZM22 227V226H21ZM90 227H93V226H90ZM89 227V228H90ZM111 227V226H110ZM167 227V226H166ZM213 227V226H212ZM228 227V228H227ZM250 227H248L249 229H250ZM1 228V227H0ZM4 228V226L2 227V229ZM25 228V227H24ZM24 228H21V229H23L24 230ZM88 228V229H89ZM99 228H97V232H99ZM112 228V227H111ZM237 228V227H236ZM6 229H7V227H6ZM12 229V228H11ZM20 229V230H21ZM95 229V228H94ZM104 230H105V228H103ZM102 228L100 229V231H102L103 230ZM107 229V228H106ZM167 229V228H166ZM184 229V228H183ZM197 229V228H196ZM201 229V228H200ZM9 230H10V228H9ZM17 230V229H16ZM108 230H110L111 231V229L109 228ZM107 230V231H108ZM115 230H117V229H115ZM119 230V229H118ZM117 230V231H118ZM189 230H186V231H189ZM4 231H5V229H4ZM8 231V230H7ZM22 231V230H21ZM106 231V230H105ZM137 231V230H136ZM182 231V230H181ZM184 231V230H183ZM183 231L182 232H179V236H181L182 235V233H183ZM185 231V232H186ZM248 231V230H247ZM20 232V231H19ZM91 232H92V229H91ZM95 232V231H94ZM109 232V231H108ZM108 232H107V234H108ZM128 232H129V229H128ZM184 232V233H185ZM213 232V233H212ZM252 232H253V229H251L250 230V235L249 236H251V234H252ZM2 233H3V231H2ZM5 233V232H4ZM4 233L2 234V235H4ZM8 233H9V231H8ZM8 233H7V235H8ZM88 233H90V232H88L87 231V228L86 227H81V228H79V229H77V231H76V236L75 235H73V244H72V246L69 248V250L65 253V255L66 256H64L63 257V259L64 260H66V263H71L70 261L69 262H67L69 259H74L75 258V260H76V263L75 264H80V261H78L77 260V258H81V259H83L82 258V255H77V250H78V248H80V247H83L82 249H83V252L82 253H84V252H86L88 255H87V257L89 256V254L91 253V256H90V258H93V261H91L90 260V258L88 257L87 259H89L88 260V263L89 262H92V263H94V261H96L97 260V255H100L99 257L101 258V262L104 264V255L102 254V253H111V251L115 248V246L113 247V245H112V247H113V249L111 248V244L109 245V243H108V246L110 247V248H107V250L106 249H103V251H100V250H97L96 251V253L97 254H95V246H97V245H94V246H91V251H90V249H89V247H88V244H87V242H88ZM101 234H102V232H100ZM119 233V232H118ZM118 233L117 232H115L114 233V235H113V233H111V235L114 237V240H115V237H116V235L115 234H117L118 235ZM200 233H202V230H201V232ZM240 233H241V231H240ZM6 234V233H5ZM10 234V233H9ZM95 234H96V232H95ZM110 234V233H109ZM198 234V233H197ZM2 235H1V238H2ZM6 235V236H7ZM92 235V234H91ZM91 235H90V237H91ZM105 235V234H104ZM128 235L130 236V234L128 233ZM5 236V237H6ZM11 236V235H10ZM12 236H13V234H12ZM98 236V235H97ZM109 237H111L110 235H108ZM196 236H198V235H196ZM248 236V237H249ZM5 237H4V239L3 240H6L7 241V237H6V239H5ZM99 237H101V236H99ZM98 237V238H99ZM105 237V236H104ZM103 237V238H104ZM182 237V236H181ZM9 238V237H8ZM13 238V237H12ZM11 238V239H12ZM23 238V237H22ZM107 238V237H106ZM246 238V237H245ZM17 239V238H16ZM101 239V238H100ZM120 239H119V241H118V239H117V237H116V247L117 246H119V244H117L118 242H123L124 240V238L122 239V241H120ZM9 240V239H8ZM105 240H108V238L107 239H105ZM126 240V239H125ZM197 240V239H196ZM199 240H200V238H199ZM10 241V240H9ZM165 241V240H164ZM230 241V243H231V245H228L227 243ZM8 242V241H7ZM11 242V241H10ZM13 242H14V240H13ZM13 242H11L10 244H13V245H15ZM18 242V241H17ZM108 242V241H107ZM112 242V241H111ZM197 242V241H196ZM199 242V241H198ZM6 243V242H5ZM19 243H21V242H19ZM25 243V242H24ZM130 243V242H129ZM206 243V244H205ZM9 244V243H8ZM8 244H6V245H8ZM16 244H18V243H16ZM102 243H100V245H101ZM104 244V243H103ZM102 244V245H103ZM122 244V243H121ZM242 244H243V246H245L243 249H240V247L242 246ZM20 245V244H19ZM25 245H26V243H25ZM83 245V246H82ZM99 245V246H100ZM11 246V245H10ZM205 246L207 247V250L205 251ZM1 247H2V244H1ZM0 247V248H1ZM4 247V246H3ZM18 247V246H17ZM25 247V246H24ZM104 248V247H103ZM5 249V248H4ZM116 249V248H115ZM79 250H81V249H79ZM105 250V251H104ZM212 250H213V252H212ZM113 251H115V250H113ZM79 252H81V251H79ZM116 252V251H115ZM125 252V251H124ZM68 253V254H67ZM85 253V254H86ZM131 253V252H130ZM63 254V253H62ZM261 254H262V258L261 259H258V258H247V259H244L243 260V263L242 264H258V263H261V264H264V246H263V248L261 249ZM57 255H58V253H57ZM56 255V256H57ZM53 257V256H52ZM86 257V256H85ZM55 257H53V259H54ZM67 258H68V260H67ZM131 258V257H130ZM129 258V259H130ZM178 258V257H177ZM183 258V257H182ZM2 259V258H1ZM6 259V258H5ZM8 259V258H7ZM34 259V258H33ZM52 258H51V260H53ZM57 260V259H56ZM62 260V259H61ZM17 261V260H16ZM73 261V260H72ZM2 263H6L5 262V260L3 259L2 261H1ZM0 262V264H2ZM40 262V261H39ZM45 262V261H44ZM18 263H19V261H18ZM50 262H48V264H49ZM178 263V262H177ZM208 263V261H203L201 264H207ZM82 264V263H81ZM85 264V263H84ZM96 264V263H95ZM99 264V263H98Z\"/></svg>","mask_w":264,"mask_h":264}]
</instances>
